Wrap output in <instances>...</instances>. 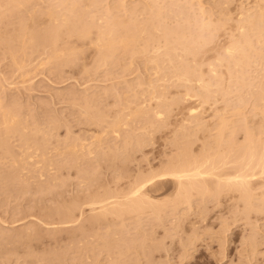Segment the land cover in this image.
Instances as JSON below:
<instances>
[{
	"label": "rangeland",
	"instance_id": "rangeland-1",
	"mask_svg": "<svg viewBox=\"0 0 264 264\" xmlns=\"http://www.w3.org/2000/svg\"><path fill=\"white\" fill-rule=\"evenodd\" d=\"M4 1H5V3H4ZM52 1H53V3H51ZM72 1L75 2L74 0H71V1L65 0L64 2L62 0H56L57 3L55 2V0H43V1L42 0H34V1L31 0V1H29V4H28V1L27 2L24 1V2H26V3H24V5H26V6L25 7L21 6L18 8L16 7L17 10L16 9L10 10V8L12 7L11 5L14 3L8 4L7 3L8 0L1 1L6 6V8L7 9L9 8V9L7 11V9L4 7L2 10L1 9L2 4L0 6V16H1L0 17V22H1L0 23V28H1L0 29V41H1L0 42V78H1L0 84H1V86L0 87L2 88V89L0 88V100H1L0 101V106H1V108H0V121H1L0 122L1 123L0 124V139L1 140L4 139L3 141L0 140V142H1L0 143V146H1L0 147V159H1L0 160V170L3 168L2 169L3 171L1 170L2 173L0 171V239H1L0 240V264H62V262H63V264H132V263L133 264H264V174L263 175L259 174V176H257V177L256 176H253V177L250 176L251 178L249 177V179L251 181V182H249V183H251L250 188L251 189L254 188V191L252 190V192L255 193L256 195L254 194L255 197H253V199L251 198L248 201L245 199H242V197L240 195L241 193H239V191L225 190L224 192L222 191V193H216V192L214 193L213 191H211L212 192L211 194H209L210 191L202 192V193H200V191L199 192L192 191V192H194V193H192V196H191L192 199H190V197H189V199L186 202V200H184V201L179 200L180 198L175 194L177 191L174 190V189H176V188H174L176 183L173 180V177H171V176H168V177L165 176L164 177L161 175L160 176L162 178L159 177V174L162 173V170L165 171L169 167L170 164L168 165V163L171 162L174 159L175 155H177V153L179 154L181 152V150H183V148L186 147L187 145H188L187 148L191 146L190 147L191 149H189V151L190 150L192 151V152L190 151L192 153V155H198L199 156L202 154V152L204 150H205L204 152H206L208 150L211 152V154L214 155L216 153V151L219 150L221 147H222V149H220L219 151L222 152V151H224L223 149H225V150L227 149V151H228L229 146L232 147V146L236 145L235 149H236V147L238 148L240 145L239 142H241L242 143L241 145H243L246 142V140H244V139L247 138V136H248L244 133H247L249 129H250L249 131H252L253 129H255V130H253L254 134H255L256 130L258 132L259 131L258 129H260V131L258 133L256 132L255 136H257V137H255V136L254 137L258 139L259 134H261L260 135L261 139H262V137L264 138V134H262V133H264V126H263L264 125V114L262 115V113H261L264 111V109H263L264 99H260V97L263 96L262 93L264 94V92H263L264 91V83H263L264 82V80H263L264 79V65H263V63H264V44L261 43V45H258L259 44L258 40H255L257 37L256 36H255L256 38L252 37V40L253 41L255 40L254 41L255 43L252 42L253 47L256 48V51H257V48L260 49L261 53L257 52L258 54H256V52L252 51L253 47L251 50L249 49L251 52H253V55L255 57L253 55H251L252 53H250V51L248 50V52L250 54L249 59H252V61L248 60L246 62H249V64L245 63L243 66H240L241 69L243 67L242 70L239 69V67L238 68L234 67L233 64H229L231 62L225 56L226 55L225 49L227 47L226 44H229V41H231V39H233L232 36L230 37L229 35L231 34L234 37L235 36L234 34H236V33L239 34V31H238V29H236L237 27H235V26H237L240 22L237 19L238 15H239L238 12L241 10L244 11L241 7H245V9H247V10H249L250 8L253 9L255 5H257L260 2L264 3V1H260V0H242V1L230 0L229 1L228 0L229 1L228 2L226 0V2H225V0L224 1H222V0H214V1H212V0H199V1L195 0L194 1V0H192V2H190L188 4H187V2H189L190 0H187V2H186V0H181V2H179L180 0H176V2H173V0H171L172 2L170 0H165V1H167V3L162 1V0L158 1V3L156 1V4L154 6V8H155L154 11L157 10L156 9L157 4H160L161 2L163 3V4L161 3V5H162V7H160L161 9L158 8L159 10L162 11V15H161V12L159 10H157L160 12V15H161L160 18H162V19H160L161 24H163L161 26L162 27L164 26L167 30H170L169 32L168 31L167 32L172 33L173 35L170 34L171 35L170 36L168 34V36H167L164 33V35H166L164 37L163 34H161V33H163L162 30H161L162 32L160 31L161 33H157L158 31L154 33V31H153L152 35L155 34L154 38H152V36L150 35L151 38L153 39V42H151L152 39L150 38V36H148L151 40V41L149 40L151 42V44L149 45V50H150L149 54L154 55L155 53H153V52H155V51H153V50H154L156 45L161 48V47H163L165 40H169V38H170L173 41V40H175L176 35L179 36V39H181L180 37L183 38L186 36H188V39H189V37L192 36L191 37L192 41L190 38L187 42L191 41L193 43L195 42V44H198V43L200 44V47H199V45L194 44V48H195V46H198V47H196L198 49L195 48L197 51L194 49H191V51H193V53L195 52L194 53L195 55L193 54V56H191L192 52L190 54V51H189V53L186 52V54H185V52H183L180 49H178L179 51H177V53L173 52L170 49L167 50V49H165V47H163V49H161V50L159 49L160 55L157 59L158 61H155V62H157L158 65H160L159 67L155 63H153V61L152 62L150 61L149 63H147L148 57L143 58V54H140V53H138L139 55L136 54V55H138V57L136 55L132 56V53H131L132 51L130 52V50L129 51H122V52L120 50V51H118L119 55L117 52H115V54L118 55V58L115 59L113 57V60H111V59L110 60H104L99 56L101 54V51H99L98 49H95L96 46L91 44L98 37V31L97 30H99V27H100L99 23L100 22L105 23L102 20L105 21V19H107V17L108 18L111 17L110 16L111 13L109 14V12L112 10H109L108 6L113 7L114 6L113 4L118 0H107L108 1L107 3H106V0H100L102 2L97 0L98 3H95L94 1H93L94 3H92L90 0H87V1L86 0L85 1L79 0V1H77L78 2L77 3L78 5L76 4L77 8H80L79 6H80V1H81L82 2L81 6L85 7L87 10L89 9L88 11L87 10L81 11L80 9H83V7H81L79 10H80V12H83V15L87 16V17L83 16V19L85 18V21H84V24H81V25L85 26V23H86L90 27L92 26V28L94 26L93 29L92 28L89 29L88 26H85L89 30L92 29L90 31L92 34L88 35L87 39L81 40L84 45H82L81 41H77L78 37L75 35H74V37L71 36L70 38H67L68 39L67 40L66 36H65L66 34L64 35L65 39L62 38L63 33L60 34V41L63 39L62 41H64V42L62 43V41H61L58 44H62V46H64L63 44L65 43L66 44L65 47H67V46L73 47L75 49L73 51H75L74 53H76V54L73 57L74 53L70 52L71 54L66 53L65 54L66 56H64V54H62V56H64V57L60 56V59H57V57H52V58H56V60L52 59V58L48 60L49 57L47 58V56H49L50 49L47 50L44 47L46 49V50H44V48H41V47H43V45L42 46L40 45V47H39V45H38V47L36 45V41L38 39L40 41V37H42V34L45 35V32H44L45 25L47 26V24H48V22H46L47 21L46 10L49 11L52 8L54 13H58L56 11L59 10L58 15H60L61 11L63 12L65 10H70L71 7H73L72 4H74V3ZM103 1H105V2H103ZM122 1H124L125 4H127L128 1L129 2L132 1V2L128 3V6H130V7L132 5H134V6L136 4L138 5V3L140 2L139 3L140 5L138 6V8L140 7V9L138 11H139V14L141 13V15H139L138 13L136 16L130 15V16H127L128 18L125 17V20H129L131 22L132 19L133 20L136 19V20L140 21L142 18V23L146 22V21L151 22L150 17H151V13H152L153 9H151V7H150V9H147V8H149L147 5L150 6V4L148 3L150 1L144 0V1H147L146 2L147 8L144 7L145 2H143L142 0H139V2H137L138 0H122ZM177 1H178V3H180V5L177 3ZM215 1H217V2L213 4L212 2H215ZM67 2L70 3L71 7L69 6V3H67ZM83 2H84V4H83ZM85 2H87V3H85ZM88 2H90V3L88 4ZM170 2H171V5H170ZM184 2H185V4H184ZM198 2H202L201 3L202 5H200V3H199V5L202 7L204 6L203 8H206V10L208 8H209V10H211L210 15H209L211 17L209 18V16H207L209 18L207 21L209 22V20L210 21L212 20V22L215 21V22H213V24L214 23L218 24L217 26H215L213 24H210V26H207V27L214 26V27H212V29L211 28L207 29V28L203 27L206 30H210L208 32L205 29L204 30L200 29L201 28L200 26L198 28H196L199 25V23H201L202 21L198 20L199 14H197V13H199V12L196 13L197 10H195V14L193 13V10L195 8L192 9L190 4L196 3L195 5H197L196 6V9H197V7H200L198 5ZM39 3H40V5H39ZM61 3L66 7V9L63 5H61ZM100 3H101V5H99V7H97V5ZM150 3H152V2H150ZM154 3L155 2H153L152 5ZM172 3H174L176 5L175 6H174V4L172 5ZM226 3H228V9H229V10L226 9L228 11L227 13H231L230 15H232V18L230 15H228V14L225 15V13L222 15L220 12L221 6L227 5ZM229 3H230V6H229ZM241 3H243V4H241ZM263 3H260L261 7H262V5H264ZM66 4H67V6H66ZM219 4H221V5H219ZM8 5H10L11 7ZM59 5L61 8L59 7ZM86 5L88 8L86 7ZM111 5H113V6H111ZM159 6L157 5V7H159ZM185 6H187V8ZM179 7H180V10H182L183 8H184L183 10H185V11L186 10H192V13H190L191 11H186V13L188 12V14H185L184 13L185 11H183V13H184L183 16L186 15L185 17H183L182 12L179 10ZM181 7H182V9H181ZM188 7H189V9H188ZM46 8H48V9H46ZM67 8H69V9H67ZM103 8H104V10H103ZM171 8H172V10H171ZM177 8H178L179 12L176 11ZM239 8H241V9L239 10ZM4 9H5V11H4ZM52 9L50 11H52ZM212 9L214 12L212 11ZM77 10L78 9L75 8L74 11L77 12ZM99 10H101V12H99ZM105 10H106V12L109 11L108 14L105 13ZM150 10H151V13H150ZM168 10L172 11V12H169ZM84 11H85V13H87V12L88 13L84 14ZM7 12H9V13H7ZM30 12H31V14H29ZM37 12H38V14H37ZM164 12H167V13H164ZM2 13H4V14H2ZM21 13H23V15ZM64 13H66V14H64L65 16H67V14L69 16L68 11L67 12L65 11ZM100 13H102V14H100ZM173 13H175V15H178L180 13L181 15L179 14V16L177 17ZM213 13H214V15H213ZM42 14H44V16H42ZM103 14H105V15H103ZM142 14H143V16H142ZM170 14H172V15H170ZM219 14H221V16ZM38 15L39 16L41 15V16L39 17ZM167 15H168V17H167ZM190 15H191V18L198 20V23L196 20L193 21V19L190 18ZM7 16H8V18H7ZM60 16H62V14ZM169 16H171L170 17L171 19L169 18ZM222 16H225V17H222ZM226 16H229L230 18H226ZM3 17L7 18V19L5 20ZM62 17H60V18H62ZM70 17H71V14H70ZM88 17L90 18V20ZM98 17H99V19H97ZM130 17H132V19ZM163 17L165 18V20L163 19ZM186 17L189 18V20H187ZM200 17H203V16L200 14ZM200 17H199V19H202ZM207 17L205 16L203 18L207 19ZM1 18H2V20H1ZM86 18H87V20H86ZM211 18H213V19H211ZM92 19H94V21ZM21 20H22V23L20 22ZM175 20L179 21V23H180V24L178 23L179 28H178V25L176 24L177 21H175ZM236 20L239 21L238 24H236L237 23V22H235ZM13 21H15L14 22L15 26H14ZM24 21L27 24H24ZM192 21L194 23H192ZM195 21H196V23H195ZM199 21H201V22H199ZM9 22H11V23H9ZM95 22H99V23H96L97 28L95 27V25H96ZM163 22H165L166 26L168 25L169 27H166L164 25L165 23H163ZM222 22H224L223 24H225V26H223ZM81 23H83V22H81ZM22 24L26 25L27 28L29 25V28L27 29V31L31 32V31L35 30V31H33L34 36H36L38 38L36 40L34 38V40L32 42H29L23 48L24 50L22 49L19 51L18 47H19V45H21V43L18 44L17 43L18 41L16 40V38L19 35H21V33H22V31H21V27H23ZM34 24L36 26L40 25V26H38V28L40 27V29L39 30L36 29L37 27ZM194 24H197V25H194ZM16 25H17V27H16ZM174 25L177 27H175ZM4 26H5V28H3ZM62 26H60L61 28L59 27L61 29V30L59 29L61 32H63L62 30L64 28ZM189 26H190V28H189ZM192 26H194V27H192ZM174 27L176 28V30ZM16 28H20V29H16ZM171 28H173L175 31ZM41 29H43V30L41 31ZM191 29H192V31L194 30L193 31L194 34L196 32L198 33V31H200V30L204 31V32H199V36H198V34L194 35L193 32L191 33ZM195 29L196 30L198 29V31H196ZM179 30H180V32L183 31L182 34L179 33ZM234 30H235V32H233ZM189 31H190V35L188 34V35L184 36ZM211 31H212V33H211ZM35 32H38V33L41 32L40 33L41 36L39 37L40 34H38V33H37L38 36L35 35ZM176 32H178V33H176ZM230 32H232V33H230ZM5 33H8V34L5 35ZM15 33H16V35H15ZM207 33L208 34L211 33V34L207 35ZM158 34H161V36H160L161 40L157 38V37H159ZM156 35H157V37H156ZM180 35H183V36H180ZM178 36H177V38H178ZM197 36L199 39L197 38ZM203 36H205L204 37L205 39L203 38ZM166 37H168V39ZM235 37H237V35ZM89 38H91V39H89ZM201 38H203V39H201ZM10 39H12V40L14 39L16 41L11 43L12 41H10ZM194 39H196V40H194ZM197 39H198V41H197ZM208 40H209V42H208ZM159 41L160 42L162 41V42L159 43ZM33 42L35 43V45L32 44ZM67 42H68V44L69 43L70 44L67 45ZM75 42H78V43L75 44ZM79 42H80V44H79ZM154 42H155V44H153ZM156 42H158V43H156ZM37 43H39V42L37 41ZM88 43L91 44V47H90V44H88ZM205 43H207V44H205ZM8 44H9V46H8ZM15 44L18 46L14 47ZM30 44H32V45L30 46ZM159 44H161V45L159 46ZM151 45H153V46H151ZM225 45H226V47H225ZM77 47L79 48L78 51H76ZM157 48H155V49H157ZM83 49H85V50H83ZM163 50H165V52ZM79 51H80V53H79ZM81 52H82V54H84V55H82L83 57L80 56ZM168 52L174 54V56L171 54V58L173 57V59H175L174 63L172 61H171L172 63L169 62L170 61L169 60L170 58H168L169 55H165ZM15 53H18V54H15ZM178 53H179V55H177ZM67 54L70 55L68 57H69V59L71 58V60H70L71 62H69L68 58H66ZM181 54H184V55H181ZM44 55H46V56H44ZM95 55H97V56H95ZM117 55H115V56L117 57ZM125 55H126V57H125ZM220 55L223 56L224 58H226V59H224L223 57H221L224 59V60L220 59V61L222 62L221 64L219 63V60L217 61V56L219 59ZM18 56H20V57H18ZM144 56H147V55L144 54ZM96 57H98V58H96ZM177 57H178V59H177ZM64 58L67 61L66 60L64 61ZM95 58H96V60H94ZM119 58L122 60H120ZM182 58H183V60H182ZM12 59L14 60V62L11 61ZM21 59H22V61H21ZM74 59H78V60H75V63H74ZM117 59H118V61H117ZM123 59L126 61L128 59V61L126 62ZM131 59H133V60H131ZM62 60L64 63L62 62ZM139 60H140V62H139ZM76 61H77V63H76ZM113 61L116 63H114ZM120 61H122V62H120ZM131 61H133V63H131ZM182 61H184V63H182ZM224 61H225V63H224ZM57 62H59V63H57ZM97 62H99V63H97ZM117 62H119V63H117ZM13 63L14 64L16 63L15 66H12ZM19 63H20V66H18ZM160 63H162V64H160ZM59 64H61V65H59ZM65 64H66V66H65ZM72 64H74V66ZM125 64L128 66H126ZM176 64H178V65H176ZM28 65H30V67ZM70 65H71V67H70ZM96 65L99 69L96 67ZM173 65L175 68L178 66L177 68L179 71H176L177 69H175L173 67ZM22 66H24V67H22ZM113 66H115L117 68H115ZM135 66H137V67H135ZM189 66H191V67H189ZM213 66H216V67H213ZM244 66L246 68H244ZM53 68L55 70H57V72L54 71ZM112 68H114L115 71H113L114 69H112ZM129 68H131V69H129ZM161 68H164V69H161ZM182 68L183 69L186 68L187 69L186 71H188V70L190 71V72L188 71V73L191 76L190 77L191 82H193V80L195 79L193 82L194 85L192 84L193 86L189 85L188 82H184V81H182L183 82V86H182L181 82H180V84L178 83L179 79H177L175 77L173 80L171 79L170 76L173 75V74L171 75L172 71L174 70L175 73L174 72L173 73L175 75L177 72H180V69L183 70ZM212 68H214V69H212ZM194 69H195V71H194ZM196 69H197V72H196ZM210 69H212L214 71H212ZM244 69H245V71H244ZM160 70H162V71L160 72ZM237 70L239 72L241 70V72H242L241 74H243L244 79H241L243 77H241L242 75H240ZM58 71H59V73H58ZM183 71H181V72H183ZM215 71L217 73H215ZM168 72H170V73H168ZM227 72H229V73H227ZM231 72H233V75L231 74ZM194 73H197V75H195ZM214 73H215V75H213ZM244 73H245V75L247 74L246 77H245ZM198 74H200V75H198ZM216 74H217V76L221 75V74H223V75H221L220 77L219 76L217 77ZM234 74H237V75H234ZM229 75L231 77H229ZM173 76H172V78H173ZM197 76H200V80H198L199 77L197 78ZM164 78H167L168 81H167V79H164ZM206 78L208 81H209V79L211 81V78H212V82H210V83L208 82L211 86H209V84H207V86H209L208 87L209 91L207 90V92H206V90L205 91L203 90L204 88L202 89V88H200L201 86H199L204 80L206 82L204 81L203 83H207ZM219 78H221V79H219ZM232 78H234V79H232ZM246 78H248V79H246ZM151 79H152V81H151ZM175 79H177L178 81ZM131 80H133V81L131 82ZM139 80H141L140 83H139ZM169 80H172V81L169 82ZM196 80L199 81V83ZM229 80H232V81H229ZM233 80H234V83H233ZM134 81H135V83H134ZM144 81H146V82L144 83ZM149 81H151V83H152L151 86L148 85V84H150ZM158 81H160V83H157ZM190 81H189V83H191ZM213 81H214V83H213ZM162 82H164V83H162ZM171 82L173 84H171ZM195 82H197L198 84ZM230 82H231V84H230ZM248 82H249V84H252L251 82H253V85L255 87L253 85H250V87H247ZM168 83L171 84L172 86H170ZM184 83H187V84L184 85ZM232 83L235 85H233ZM258 83H260V84H258ZM127 84H130L131 86H129ZM216 84H217V86L219 85V87L215 88L214 86H216ZM222 84H224L225 86H223ZM133 85H135V87ZM153 85L155 88L153 87ZM227 85H229V86H227ZM256 85H258V87ZM260 85L262 86V89H261ZM136 86H138V87H136ZM160 86H161V88H160ZM185 86H188V87H185ZM189 86H190V88H189ZM252 86L254 88H252ZM164 87H166L167 89ZM226 87L228 89H226ZM239 87H241V88H239ZM102 88H104V89H102ZM106 88H108V89H106ZM122 88H123V90H122ZM185 88L187 90H184ZM196 88H197V90H196ZM110 89L112 90V92ZM162 89H163V91H162ZM218 89L221 91L225 89L224 92H222L223 95H222V93L218 95V93H220V91ZM255 89H256V92L254 91ZM73 90H74V92H73ZM113 90H116V91H113ZM130 90H131V92H130ZM159 90H161V91H159ZM191 90H192V92H191ZM210 90L212 93H210ZM226 90H228V91H226ZM229 90H231V92ZM98 91H100V92H98ZM142 91L145 94H143ZM200 91H201V93H199ZM216 91H218V92H216ZM261 91H262V93H261ZM133 92H136V93H133ZM140 92H142V93H140ZM154 92H156V94ZM186 92L191 93V94H189L191 96L190 98H189V95L184 97L185 95H187ZM195 92L197 93V95L200 94V97H199V95L198 96L195 95L196 94ZM226 92H228L229 94H227ZM240 92H242V93H240ZM113 93H115V94H113ZM125 93L127 94V96ZM260 93H261V95H260ZM101 94H102V96H101ZM106 94H108V95H106ZM131 94H132V96H131ZM201 94H203V95L201 96ZM224 94L228 97L226 98V96ZM239 94H241V95H239ZM247 94H249L250 96H248ZM142 95H143V97H142ZM161 95H162V99L160 100L159 98L161 97ZM208 95L210 97L206 98ZM259 95H260V97H257ZM94 96L96 97V100H94L95 99ZM150 96L152 98H150ZM163 96H165V99L163 98ZM74 97H76L77 99ZM135 97H137V99ZM203 97H205V98H203ZM222 97L223 98L225 97L224 101H223ZM149 99H151V100H149ZM164 100H167V101H164ZM205 100H206V102H205ZM241 100H243V101H241ZM100 101H101V103H100ZM236 101H237V103H236ZM254 102H255V104H257L260 107L258 108V106L254 104ZM14 103H15V105H14ZM96 103H98V104H96ZM126 103H128V104H126ZM239 103H241V104H239ZM74 105H76V106H74ZM84 105H85L87 110L84 109L85 108ZM143 105H144V107H143ZM158 105H161V106L159 107ZM169 105H171V106H169ZM240 105H241V107H240ZM2 106H4V107H2ZM80 106L81 107L83 106V107L81 108ZM89 106L92 108L94 107L95 109L93 108V111H92V108L90 109ZM99 107H100V109H99ZM147 107H148V109H147ZM161 107H162V109H160ZM4 108H5V110H4ZM7 108H9V110H7ZM97 108H98V110H97ZM101 108H102V110H101ZM122 108L124 111L122 110ZM191 108H194L193 110H196V111L194 113L190 112ZM237 108H239L238 111H235ZM158 109H160V110H158ZM145 110H148V111H145ZM90 111H91V113H90ZM134 111H136V112L134 113ZM159 111L162 112L161 118H158L156 116V113L154 114V112H159ZM8 112H10V113H8ZM118 112L120 113L119 116H118V114H119ZM131 113H133L132 118L130 116ZM145 113H146V115H144ZM147 113H148V115H147ZM5 114H6V116H5ZM9 114H11V115H9ZM12 114H13V118H12ZM14 114H15V116H14ZM101 115L103 118L98 117ZM115 115H116V117H115ZM126 115H127V117H126ZM113 116L117 120H115V118ZM6 117H9L8 120L14 119L12 121L17 123L16 126H15V124L14 125L12 124V126L10 127L12 130L9 129V127H7L6 124L3 123L4 119ZM138 117H140L141 120ZM221 117L224 118L222 120V122L225 120V118H227L229 120V121L225 120L226 122H228L226 124H228V125L230 124V126L226 125L227 126L226 129L223 128V127H225V123L223 126L222 122L220 120ZM120 118L121 119L124 118L123 121ZM143 118H146L148 120L143 119ZM96 119H97V121H96ZM185 119H186V121H185ZM192 119H193V121H192ZM49 120L51 121V124L49 123L50 122ZM119 120H121V121H119ZM127 120H128V123H127ZM102 121H103V123H102ZM117 121H118V123L120 122V124H122V125L119 124V126H121V127H117L118 126ZM163 121H165V122H163ZM261 121H263V122H261ZM112 122L116 123L117 128L114 127L115 124H113ZM156 122H158V123H156ZM220 122H221V125H220ZM260 123H262L261 124L262 126L260 125ZM21 124L23 126L25 125L27 127H25V126L23 127ZM257 124H259V125H257ZM4 125H6V126H4ZM30 125H32V126H30ZM242 125H244V126H242ZM36 126H37V128H36ZM140 126H141V128L144 126V128L141 129ZM240 126H242V127H240ZM127 127H128V129H127ZM261 127H263V128H261ZM111 128H114L113 129L114 133L112 132ZM179 128L182 130V132H181V130L178 131ZM219 128H220V131L217 130ZM221 128H222V130H221ZM244 128H248L247 132H245L246 130ZM133 129H135V130H133ZM138 129H140V130H138ZM223 129L225 132L223 131ZM234 129H236V130L233 131ZM6 130H7V132H6ZM9 130H11V131H9ZM13 130H16V131L14 132ZM115 130H116V133H115ZM104 131H106V132H104ZM222 131L224 132L223 135H221L222 133L220 134V132H222ZM31 132H33V133L31 134ZM103 132H104V134H103ZM118 132H119V134H118ZM5 133H7V134H5ZM21 133H23V135ZM228 133L231 135L234 134V136L233 135L231 136ZM18 134L21 136H19ZM25 134H26V136H25ZM11 135H12V137H11ZM44 135H46V136H44ZM138 135L143 136V137H137ZM193 135H195V139H194ZM219 135H220V137H219ZM221 136H222V139H223V136H224V138L226 136L225 140H228L230 142L225 141V140H224L225 142H222L223 140L221 139ZM5 137H7V139L9 137V139L7 140ZM131 137L133 140L131 139ZM134 137H135V139H134ZM191 137H192V139H191ZM126 138H128V139H126ZM179 138H181V139H179ZM186 138L189 140H187ZM32 139H34V140H32ZM124 139H125V141H124ZM139 139H140V141H139ZM183 139H184V141H183ZM27 140H29L30 143ZM181 140L183 143H181ZM243 140H244V143H243ZM20 141L22 143H20ZM37 141H39V142H37ZM48 141H50V142H48ZM3 142H4V144H3ZM41 142H42V144H41ZM231 142H234L233 143L234 145H232ZM56 143H58V144H56ZM63 143H65V144H63ZM69 143H72V144L70 145ZM80 143L82 145H80ZM128 143H129V145H128ZM180 143L183 145H181ZM228 143L231 144L232 146L229 145ZM44 144L46 146H44ZM68 144L70 147L72 145L76 146L77 148H79V150L74 152L75 154L72 153L73 151L67 148ZM87 144H90L93 146V147L90 146L92 148L89 147L90 150H93V152H92L93 154L90 153L91 151L87 148V146H89ZM95 144H96V146H94ZM191 144H193V145H191ZM203 144H205V145H203ZM258 144L260 145V143H258ZM138 145H139V147H138ZM62 146H64V147L62 148ZM80 146H85V147H83V150H82V149H80ZM99 146H101V147H99ZM135 146H137V147H135ZM140 146H142V147H140ZM209 146H210V148L213 146V148L215 150L213 148L210 149ZM216 146H217V148H216ZM58 147H60V149H61L60 153H59L60 149L58 151L56 150V148H58ZM125 147H126V149H125ZM134 147H135V149H133ZM37 148L41 151L39 152V150H37ZM85 148H87L90 152ZM232 148H234V147H232ZM65 149L66 150L68 149L67 150L68 152ZM25 150H27V151H25ZM45 150L46 151L48 150L47 151L48 152L47 157H50L52 159L51 160L52 163L49 160L50 158H48L46 161H44L46 166H44L45 168H43V170L40 173V169H42L40 167H43V166H41L42 163L40 166H38L37 161H38V159L40 161V157H42V156H39V154L40 153L43 154L44 153L43 151H45ZM113 150H115L116 152ZM87 151H88V153H87ZM208 151L205 154L208 153L209 155H211L210 152H208ZM219 151H217V153ZM221 152H219V153H221ZM229 152L231 155V151H229ZM232 152L235 153L233 151V149H232ZM9 153H12V155ZM222 153H223L222 155H224V152H222ZM3 154H5V155H3ZM42 154H40V155H42ZM76 154L79 155L78 157L80 159L78 157H75ZM28 155L29 156L33 155L34 159H37V161L31 160V158ZM73 155L75 158L73 157ZM93 155H94V157H93ZM102 155H106V156H102ZM119 155H121V156H119ZM3 156H5V157H3ZM21 156L23 157V159H24V157H26L25 158L26 160H24V161L28 162L29 165L27 163L26 164V165H28V166H26L27 169H26V167H24L25 170L23 169V171H22V169H21L22 172L19 171L20 172L19 173L17 170L18 169L20 170L19 166L21 167V165H22L21 162H24ZM232 156H233V154H232ZM9 157L11 158V160ZM128 157H129V159H127ZM12 158H13V160L17 158L16 159L17 161L20 158L22 160H19L18 162H20V164L16 165V163H13L14 161L12 160ZM76 158L78 161L76 160ZM96 158H99V159L96 160ZM71 159L74 160V162ZM167 159H168V161H167ZM35 161H36V163H35ZM30 162L33 163V166L31 165ZM71 162H73V164L75 166ZM111 162H112V164H111ZM53 163H54V165H53ZM66 163H67V165H66ZM34 164H36V166H34ZM114 164H115V166H114ZM14 165H16V166H14ZM49 165H52L53 169H52V167H49ZM167 165H168V167H167ZM38 167L40 169H38ZM76 167L79 168V170ZM163 168H166V169L164 170ZM49 169H50V171H49ZM57 169H59V170H57ZM80 169H81V171H80ZM86 169H88V170H86ZM44 170L46 173L44 172ZM90 171H92L91 174H90ZM158 171H159V173H157ZM258 171L259 170H257V172ZM17 172H18V174H16ZM31 172L33 174H31ZM7 173H8V175H7ZM39 173L42 175V177L40 176ZM148 173H151V174H148ZM156 173L158 175L156 176V178H154L153 175H155ZM21 174H23V175H21ZM87 174H88V176H87ZM119 175H120V178H119ZM149 175H152V177L154 178V180L152 181L153 183L155 180L156 181L159 180L158 182L155 181L156 185L158 183V184H161L162 187L159 185L156 186L155 183H154L155 186L153 184H151V182H149L151 180H148V177L150 179ZM14 176H15V178H14ZM83 176H85V177H83ZM145 176H146V178H145ZM214 178L215 177L210 178V179H208V181H210L211 179L214 180ZM140 179H142V181H140ZM146 179L148 180V182H146ZM18 180L21 183L18 182ZM23 180L25 183L23 182ZM13 181H14V183H13ZM131 181H133V183L138 181V184L142 183V182L143 183L146 182L147 185H145V186L146 187L148 186V187L147 188L145 187V188L149 191V192L147 191L148 195L151 194V196L149 197L150 201L152 199H154L153 202H155V200H157V201H159V203H161L162 207L160 208L161 205L155 206V207H158V208H156L157 210H155V208L153 206H150V207H152L154 209L150 208L149 206L148 207L146 206L147 208L146 207H145V209L143 208L145 211L142 212V210L129 211L128 209H126L127 207L125 206V208H122V209H125L124 210L125 212L128 211L130 213H125L124 215L121 216V214H123V211L121 213H117V212H113L111 210V212H110V209L112 207H111V205H108L109 208H107V212L109 211L110 216L109 215L101 216L100 213H102V211H103V213L108 214L107 212H105L106 209L104 210L102 208L97 209L100 212L99 215L97 216L98 211L96 210V207H99V205L101 206V204L99 203L98 206H95L97 204L94 205L91 202H89V200L91 199L93 201V198L97 199L96 197H98V196H99L98 198H100V199L102 197L106 198L105 196L108 195L107 197H109V194L111 193L110 197H112V198L109 201H111V200L115 201V199H120L121 201L118 200L120 203H122V201L126 202L127 198L130 197L129 192H131V190L134 188V186L137 185V183L133 185L131 183ZM211 181L209 183H211ZM132 185H133V187H132ZM251 185H252V187H251ZM212 187H213V185H212ZM226 187H228V186H226ZM151 188L152 189L154 188L153 189L154 191H152ZM159 188H160V190L156 191ZM108 189H111V190H108ZM104 190L107 194H105ZM124 192H127V194H125ZM99 193H101V195ZM113 193H114V195H117V197H115L113 195ZM203 193H204V195H206L205 197L203 196ZM207 193L209 195H207ZM228 193H229V195H228ZM97 194H99V195H97ZM215 194H218L219 196L215 195ZM88 196H89V198H88ZM176 197L178 199H176ZM76 198H77V200H76ZM160 199L161 200L164 199V200L161 202ZM233 199H235V200H233ZM69 200H70L71 206H70V203H68ZM190 200H191V202H188ZM76 201H77V203H76ZM85 202L87 205L84 204ZM179 202H180L181 206H180ZM246 202H248V205H246L247 204ZM252 202L254 204H252ZM59 203L60 204L62 203V204L60 205ZM72 203H73V205H72ZM159 203L157 202V204H159ZM257 203L260 206H258ZM91 204L94 205L95 207L93 208V206ZM157 204L155 202V205H157ZM249 204L251 205L250 206L251 209H248ZM66 205H68V206H66ZM165 205H166V209H165ZM172 205H174V206H172ZM252 205L253 206L255 205V206L252 207ZM59 206H61V207H59ZM64 206H65V209H64ZM112 206H114V205H112ZM67 207H68V209H67ZM79 207H81V208H79ZM121 207H123V205ZM260 207H261V209H260ZM70 208H72V209H70ZM159 208L162 209L161 212L159 211L160 210ZM253 208H255V209H253ZM45 209H46V211H45ZM68 210H70V211H68ZM73 210H74V212H72ZM100 210H102V211H100ZM156 211L157 212L159 211L162 215L158 214L159 212L157 213ZM131 212H133V215L131 214ZM52 213L55 215V219H54V215ZM57 213H58L59 217H58ZM69 213H70V215H69ZM103 213H102V215H104ZM115 214L120 215V217H118V215L116 217ZM94 215H96L95 218L93 217ZM68 216L70 217V219ZM73 217H75V219ZM108 217H110V218H108ZM126 217L129 218L130 220L127 219ZM66 218H68V220ZM118 218H120V219H118ZM134 218H136V219H134ZM155 218H156V220H155ZM44 219H45V221H44ZM48 219H49V221H48ZM98 219H99V221H98ZM122 219H123V221H122ZM75 221H77V222H75ZM60 222H62V223H60ZM122 222H124V223H122ZM60 224H62V225H60ZM135 224H136V226H135ZM140 224H142V225H140ZM156 225H158V226H156ZM30 226H31V228H30ZM152 226H154V227H152ZM25 228L26 229L29 228V229H27L28 232ZM32 229H33V231H31ZM74 229H75V231H74ZM100 229L102 231H100ZM50 230H52L53 232L52 231L50 232ZM76 230H77V232H76ZM78 230H79V232H78ZM82 230H84V231H82ZM105 230H106V232H105ZM4 232H6L8 234H6ZM20 232H21V234H20ZM121 232H122V234H120ZM46 233L48 235H46ZM83 233H84V235H83ZM126 233H128V234H126ZM138 233H140V234H138ZM94 235H96V237ZM137 235H138V237H137ZM134 236H135V238H134ZM84 237H86V238H84ZM142 237H144V238H142ZM145 237H147V238H145ZM98 238H100V239H98ZM136 239H137V241H136ZM144 239H147V240L144 241ZM132 240H134V242ZM245 240H247V241H245ZM124 241H126V242H124ZM188 241H189V244H188ZM249 241H250V243H249ZM109 242H111V243H109ZM245 242H246V244H245ZM142 243H143V245H142ZM159 243H161V244H159ZM137 244H138V246L140 244L141 245L138 247ZM157 244H159V245L156 246ZM250 244H252L254 246H251ZM134 246H136V247H134ZM107 247H108V249H107ZM81 248H83V249L81 250ZM144 249H145V251H144ZM151 249H152V251H151ZM66 251H67V253H66ZM63 253H64V255H63ZM148 253H149V255H148ZM83 254H84V256H83ZM51 256H52V258H51ZM55 257H57V258H55ZM64 257H66V258H64ZM136 258H138V259H136ZM60 261H62V262H60Z\"/></svg>",
	"mask_w": 264,
	"mask_h": 264
},
{
	"label": "bare ground",
	"instance_id": "bare-ground-1",
	"mask_svg": "<svg viewBox=\"0 0 264 264\" xmlns=\"http://www.w3.org/2000/svg\"><path fill=\"white\" fill-rule=\"evenodd\" d=\"M1 1H3V0H0V6H1V4H2V10H3V8L5 7L6 8V6L1 2ZM24 1H28V4H29V1H31V0H8V4L9 3H14V4H12L11 6L10 5H8V6H10L11 8H10V10H14V9H16V7L18 8V7H21V6H26V5H24V3H26V2H24ZM34 1V0H33ZM43 1V0H42ZM63 2L65 1V0H62ZM71 1V0H70ZM75 2H73L74 4H72V6L73 7H71L70 6V3L69 2H67V3H69V6L71 7V9L70 10H65L66 9V7L61 3V5H63L64 7H65V11L67 12L68 11V13H69V16H68V14H67V16H65L64 14H66V13H64L65 11H61L60 13L62 14V16H60V15H58V13H59V10L58 11H56V12H58V13H54V11H53V9H52V11H47L46 10V18H47V21L46 22H48V24H47V26L45 25V29H44V32H45V35H43L42 34V37H40L41 36V32L40 33H38V32H35V35H37V33L38 34H40L39 35V37H40V41H39V39L37 40L39 43H37V41H36V45H37V47H38V45H39V47H40V45L42 46L43 45V47H41V48H46L47 50L48 49H50V53H49V56H47V58H48V60L49 59H51L52 57H57V59H60V56H62V54H64V56H66L65 54L66 53H70V52H75V51H73V50H75L73 47H69V46H67V47H65L66 46V44L64 43L63 45L64 46H62V44H58L59 42H61L60 41V34H62L63 35V37L62 38H64L65 39V36H66V39L67 38H70L71 36H73L74 37V35L75 36H77L78 37V39H77V41H81V40H84V39H87V36L88 35H90V34H92L90 31L94 28V26H93V28H92V26L90 27L88 24H86L85 23V26H88V28L90 29V28H92L91 30H89L87 27H85V26H82L81 24H84V21H85V18L83 19V16H85V17H87L86 15H83V12H80V10L82 11V10H87L85 7H83V6H81V1H80V8L81 7H83V9H80V8H77L76 6L78 5L77 3V1H79V0H74ZM83 1H85V0H83ZM87 1V0H86ZM92 3H98L97 2V0H90ZM94 1V2H93ZM98 1H100V0H98ZM143 2H145V8H147L146 7V2L147 1H144V0H142ZM148 1H150V2H155L153 5H152V3H150V2H148L149 4H150V6L149 5H147L149 8H147V9H150V7H151V9H153V11H152V13H151V10H150V13H151V22H148V21H146V22H143L142 23V18H141V22L140 21H138V20H136V19H132V17H130L132 20H131V22L129 21V20H125V17H127V16H130V15H137V13L139 14V9H140V7L138 8V6L140 5L139 3V0L137 1V2H139L138 3V5L136 4L135 6L134 5H132L131 7L130 6H128V3H130V2H132V1H128V3L127 4H125L124 3V1H122V0H118V1H116L113 5H111V6H113V7H110V6H108L109 8V10H112V11H108L109 12V14H110V18H108L107 17V19H105V21L104 20H102L103 22H105V23H102V22H95V24L96 23H99V30H97L98 31V37H97V39L95 40V41H93L91 44H93V45H95L96 47H95V49H98L99 51H101V54L99 55L102 59H104V60H113V57L116 59V58H118V55H119V53H118V51H120L121 50V52L122 51H129L130 50V52L132 53V56H135L136 54H138V53H140V54H143V58L145 57H148L147 59H148V62L147 63H149L150 61L152 62L153 61V63H155L158 67L160 66V65H158L157 64V62H155V61H158L157 59H158V57H159V55H160V50L161 49H163V47H165V49H167V50H172L173 52H175V53H177V51H179L178 49H180V50H182L183 52H185V54H186V52L187 53H189V51H190V54H191V52H192V55L191 56H193V54L195 53H193V51H191V49H194V50H196V49H198V48H196V47H198V46H195V48H194V44H195V42L193 43V42H191L192 41V36L191 37H189V39L191 38V41L190 42H187L189 39H188V36H186V35H190V31L189 32H187V34H185L184 36H186V37H180L181 39H179V36L178 35H176L175 36V40H171L170 38H169V40H165L166 38L168 39V37H166L164 40H165V43L163 44V47H158L157 45L155 46V48H157V49H155L154 48V50L153 51H155V52H153V53H155L154 55L152 54H149L150 53V50H149V45L151 44V42H153V39L152 38H154V35H152L153 33V31H154V33L155 32H157V33H161L162 31H163V33H161V34H163V36L165 37L166 35L168 36V34L170 35V34H172V33H168L170 30H167L164 26L162 27L161 25H163V24H161V22H160V19H162V18H160L161 17V15H162V11L161 10H159L158 8H160V7H162V5H161V3L160 4H157L159 7H157V5H156V9L157 10H159L160 12H161V15H160V12L159 11H157V10H155L154 11V6H155V4H156V1H157V3H158V1H160V0H148ZM162 1H164V2H166L167 3V1H165V0H162ZM171 1V0H170ZM195 1V0H194ZM199 1V0H198ZM212 1H214V0H212ZM222 1H224V0H222ZM228 1V0H227ZM230 1V0H229ZM228 1V2H229ZM240 1H242V0H240ZM260 1H264V0H260ZM259 1V2H260ZM38 2V1H37ZM55 2H56V0H55ZM100 2H102V1H100ZM103 2H105V1H103ZM108 1L106 0V3H107ZM136 2V3H137ZM172 2V1H171ZM171 2H170V5H171ZM173 2H176V0H173ZM179 2H181V0L179 1ZM183 2V1H182ZM186 2H187V0H186ZM190 2H192V0H190L189 2H187V4L188 3H190ZM217 1H215V2H212L213 4L214 3H216ZM225 2H226V0H225ZM258 2V1H257ZM4 3H5V1H4ZM51 3H53V1L51 2ZM50 3V4H51ZM57 3V2H56ZM85 3H87V2H85ZM90 2H88V4H89ZM142 3V2H141ZM177 3H178V1H177ZM199 3H200V5H202L201 3L202 2H198V5H199ZM222 3V2H221ZM260 3H263V2H260ZM260 3H258L257 5H255L254 6V8L253 9H249V10H247V9H245V7H241L244 11H239L241 8H239V15H238V20L240 21H238V20H236L235 22H237L236 24H238V22H239V24L237 25V26H235V27H237L236 29H238V31H239V34L238 33H236V34H234L235 36L237 35V37H233V35H229L230 37L232 36V38L233 39H231V41H229V44H226L227 45V47H226V45H225V47H226V49H225V56H226V58L231 62V63H229V64H233V66L234 67H239V69H241L240 68V66H243L245 63H247V64H249V62H246V61H248V60H250V61H252V59H249L250 58V54H249V52H248V50L250 49H252V47H253V43H255L254 41L255 40H258V45H261V43L262 44H264V5H262V7L260 6ZM60 4V3H59ZM77 4V5H76ZM83 4H84V2H83ZM87 4V5H88ZM111 4V3H110ZM132 4V3H131ZM143 4V3H142ZM163 4V3H162ZM174 3H172V5H173ZM179 5H180V3H178ZM184 4H185V2H184ZM196 4V3H195ZM194 3L193 4H190L191 5V8L193 9V8H195L194 10H193V13L195 14V10H197L196 11V13L197 12H199V13H197V14H199L198 16L200 17V14L203 16V17H207V16H209L210 15V11L211 10H209V8L206 10V8H203L202 6H200V7H197V9H196V6L197 5H195ZM204 4V3H203ZM227 5H222L221 6V14L223 15L224 13H225V15H230L231 13H227L228 11L227 10H229L228 9V3H226ZM241 4H243V3H241ZM264 4V3H263ZM15 7H14V6ZM39 5H40V3H39ZM38 5V6H39ZM87 5H86V7H87ZM99 5H101V3L100 4H98L97 5V7H99ZM127 5V6H126ZM130 5V4H129ZM166 5V4H165ZM169 5V6H170ZM176 4H174V6H175ZM193 5V6H192ZM195 5V6H194ZM219 5H221V4H219ZM7 6V7H8ZM28 6V5H27ZM33 6V5H32ZM51 6V5H50ZM49 6V7H50ZM66 6H67V4H66ZM68 6V7H69ZM103 6V5H102ZM137 6V7H136ZM142 6V5H141ZM153 6V7H152ZM212 6V5H211ZM229 6H230V3H229ZM30 7V6H29ZM46 7V6H45ZM48 7V8H49ZM52 7V6H51ZM59 7H60V5H59ZM91 7V6H90ZM93 7V6H92ZM101 7V6H100ZM105 7V6H104ZM172 7V6H171ZM177 7V6H176ZM186 8H187V6H185ZM220 7V6H219ZM13 8V9H12ZM35 8V7H34ZM48 8H46V9H48ZM61 8V7H60ZM59 8V9H60ZM63 8V7H62ZM75 8L76 9H80L79 11L77 10V12L76 11H74L75 10ZM88 8V7H87ZM94 8V7H93ZM102 8V7H101ZM107 8V7H106ZM144 8V9H145ZM165 8V7H164ZM169 8V7H168ZM185 8V9H186ZM190 8V9H191ZM213 8V7H212ZM7 9V8H6ZM9 9V8H8ZM8 9H7V11H8ZM25 9V8H24ZM67 9H69V8H67ZM95 9V8H94ZM100 9V8H99ZM161 9V8H160ZM181 9H182V7H181ZM184 9V8H183ZM180 10V7H179V10L182 12V16H183V14L185 13V14H188V12L186 13V11H191L190 13H192V10ZM188 9H189V7H188ZM211 9V8H210ZM227 9V10H226ZM17 10V9H16ZM29 10V9H28ZM27 10V11H28ZM62 10V9H61ZM89 10V9H88ZM87 10V11H88ZM98 10V9H97ZM103 10H104V8H103ZM115 10V11H114ZM143 10V9H142ZM146 10V9H145ZM171 10H172V8H171ZM179 10H178V8H177V12H179ZM209 10V11H208ZM246 10V11H245ZM4 11H5V9H4ZM19 11V10H18ZM25 11V10H24ZM39 11V10H38ZM70 11V12H69ZM85 11H84V14H87V13H85ZM149 11V10H148ZM169 11V10H168ZM175 11V10H174ZM183 11H185L184 13H183ZM212 11H213V9H212ZM22 12V11H21ZM91 12V11H90ZM99 12H101V10H99ZM108 12H106V10H105V13H107L108 14ZM169 12H172V11H169ZM214 12V11H213ZM231 12V11H230ZM7 13H9V12H7ZM12 13V12H11ZM14 13V12H13ZM16 13V12H15ZM25 13V12H24ZM36 13V12H35ZM93 13V12H92ZM146 13V12H145ZM164 13H167V12H164ZM2 14H4V13H2ZM1 14V15H2ZM18 14V13H17ZM22 15H23V13H21ZM29 14H31V12L29 13ZM37 14H38V12H37ZM70 14H71V17H70ZM91 14V13H90ZM100 14H102V13H100ZM174 15H175V13H173ZM177 14V13H176ZM180 14V13H179ZM179 14L178 15H175V16H179ZM218 14V13H217ZM221 14H219L220 16H221ZM10 15V14H9ZM15 15V14H14ZM36 15V14H35ZM92 15V14H91ZM90 15V16H91ZM98 15V14H97ZM103 15H105V14H103ZM139 15H141V13L139 14ZM164 15V14H163ZM170 15H172V14H170ZM173 15V16H174ZM181 15V14H180ZM193 15V14H192ZM213 15H214V13H213ZM212 15V16H213ZM3 16V15H2ZM39 16V15H38ZM41 16V15H40ZM39 16V17H40ZM42 16H44V14H42ZM102 16V15H101ZM100 16V17H101ZM107 16V15H106ZM105 16V17H106ZM142 16H143V14H142ZM148 16V15H147ZM186 15H184L183 17H185ZM218 16V15H217ZM231 16V18H232V15H230ZM1 17V16H0ZM5 17V16H4ZM3 17V18H4ZM14 17V16H13ZM26 17V16H25ZM60 17H62V18H60ZM167 17H168V15H167ZM171 16H169V18H170ZM193 17V16H192ZM199 17H198V20H201V21H199V22H201V23H199V25L196 27V28H198L199 26L201 27L200 29H202V30H204L205 28H211L212 29V27H214V26H212V27H207V26H210V24H213V22H215V21H213L212 22V20L210 21L209 20V22L207 21L211 16H209V18L207 17V19L205 20L203 17H200V18H202V19H199ZM222 17H225V16H222ZM7 18H8V16H7ZM7 18H4L5 20L7 19ZM12 18V17H11ZM10 18V19H11ZM89 18V17H88ZM93 18V17H92ZM128 18V17H127ZM147 18V17H146ZM174 18V17H173ZM181 18V17H180ZM187 18V17H186ZM190 18H191V15H190ZM195 18V17H194ZM226 18H230L229 16H226ZM19 19V18H18ZM29 19V18H28ZM42 19V18H41ZM97 19H99V17L97 18ZM163 19L165 20V18L163 17ZM171 19V18H170ZM191 19H193V18H191ZM211 19H213V18H211ZM223 19V18H222ZM1 20H2V18H1ZM33 20V19H32ZM39 20V19H38ZM43 20V19H42ZM41 20V21H42ZM46 20V19H45ZM86 20H87V18H86ZM89 20H90V18H89ZM93 21H94V19H92ZM148 20V19H147ZM169 20V19H168ZM187 20H189V18H187ZM194 20H196V19H193V21ZM198 20H196L197 21V23H198ZM17 21V20H16ZM40 21V20H39ZM99 21V20H98ZM144 21V20H143ZM163 21V20H162ZM167 21V20H166ZM165 21V22H166ZM175 21H177V20H175ZM192 21V23H194ZM196 21H195V23H196ZM207 21V22H206ZM226 21V20H225ZM15 21H13V23H14ZM21 23H22V20L20 21ZM32 22V21H31ZM81 22H83V23H81ZM90 22V21H89ZM165 22H163V23H165ZM187 22V21H186ZM227 22V21H226ZM1 23V22H0ZM3 23V22H2ZM9 23H11V22H9ZM12 23V24H13ZM20 23V24H21ZM37 23V22H36ZM35 23V24H36ZM88 23V22H87ZM91 23V22H90ZM93 23V22H92ZM102 23V24H101ZM169 23V22H168ZM178 23H179V21H177V25H178ZM185 23V22H184ZM224 22H222V24H223ZM18 24V23H17ZM24 24H27L25 21H24ZM24 24H22V26L23 27H21V31H22V33H21V35H19L17 38H16V40L18 41L17 43L19 44V43H21V45H19V47H18V49H19V51L20 50H22L29 42H32L33 40H34V38H35V40L38 38V37H36V36H34V32L33 31H35V30H33V31H27V29L29 28V25H28V28H27V26L26 25H24ZM34 24V25H35ZM43 24V23H42ZM94 24V25H95ZM101 24V25H100ZM180 24V23H179ZM187 24V23H186ZM191 24V23H190ZM201 24V25H200ZM10 25V24H9ZM62 26V27H64L63 28V32H61L60 30V26ZM80 25V26H79ZM165 26H166V23L164 24ZM194 25H197V24H194ZM213 25H215V26H217L218 24H216V23H214ZM221 25V24H220ZM6 26V25H5ZM5 26L3 27V28H5ZM14 26H15V23H14ZM36 26V25H35ZM38 26H40V25H38ZM38 26H36L37 28L36 29H40V27L38 28ZM43 26V25H42ZM97 26V24L95 25V27ZM175 26V25H174ZM223 26H225V24H223ZM2 27V26H1ZM16 27H17V25H16ZM31 27V26H30ZM60 27V28H59ZM85 27V28H84ZM166 27H169L168 25L166 26ZM175 27H177V26H175ZM174 27V28H175ZM182 27V26H181ZM192 27H194V26H192ZM203 27H205V28H203ZM219 27V26H218ZM10 28V27H9ZM97 28V27H96ZM178 28H179V25H178ZM189 28H190V26H189ZM216 28V27H215ZM222 28V27H221ZM1 29V28H0ZM14 29V28H13ZM16 29H20V28H16ZM34 29V28H33ZM60 29V30H59ZM171 29H173V28H171ZM199 29V30H200ZM218 29V28H217ZM235 29V30H236ZM37 30V31H38ZM43 29H41V31H42ZM65 30V31H64ZM95 30V29H94ZM162 30V31H161ZM174 30V29H173ZM175 30H176V28H175ZM174 30V31H175ZM178 30V29H177ZM181 30V29H180ZM180 30H179V33H181L182 34V32L183 31H181L180 32ZM185 30V29H184ZM189 30V29H188ZM196 30V29H195ZM206 30V29H205ZM235 30L233 31V32H235ZM13 31V30H12ZM20 31V32H21ZM161 31V32H160ZM168 31V32H167ZM194 31V30H193ZM192 31V29H191V33L193 32ZM196 31H198V29L196 30ZM207 32L208 31H210V30H206ZM215 31V30H214ZM217 31V30H216ZM219 31V30H218ZM19 32V31H18ZM33 32V33H32ZM199 32H204V31H198V33L196 32L195 34L197 35L198 34V36H199ZM10 33V32H9ZM12 33V32H11ZM164 33L166 34V35H164ZM176 33H178V32H176ZM211 33H212V31H211ZM211 33H209V34H211ZM230 33H232V32H230ZM8 33H5V35H7ZM66 34V35H65ZM95 34V33H94ZM161 34H158L159 35V37H157V35H156V37L158 38V39H160V36H161ZM193 34H194V32H193ZM192 34V35H193ZM194 34V35H195ZM202 34V33H201ZM208 33H207V35H209ZM4 35V36H5ZM15 35H16V33H15ZM65 35V36H64ZM97 35V34H96ZM152 36V38H151V36ZM173 35V34H172ZM204 35V34H203ZM206 35V36H207ZM254 35V36H253ZM13 36V35H12ZM38 36V35H37ZM148 36H150V38L152 39V41L150 40V38L148 37ZM171 36V35H170ZM177 36H178V38H177ZM180 36H183V35H180ZM198 36H197V38H198ZM202 36V35H201ZM200 36V37H201ZM257 38H256V37ZM7 37V36H6ZM96 37V36H95ZM163 37V38H164ZM194 37V36H193ZM205 36H203V38H204ZM208 37V36H207ZM206 37V38H207ZM252 37H254V38H256L254 41L252 40ZM74 38V39H75ZM149 38V39H148ZM195 38V37H194ZM203 38H201V39H203ZM210 38V37H209ZM7 39V38H6ZM9 39V38H8ZM89 39H91V38H89ZM180 41H179V40ZM199 39V38H198ZM198 39H197V41H198ZM205 39V38H204ZM208 39V38H207ZM4 40V39H3ZM14 40V39H13ZM12 39H10V41H12L11 43H13V42H15L16 40H14L13 41ZM68 40V39H67ZM151 42H150V41ZM157 40V39H156ZM161 40V39H160ZM194 40H196V39H194ZM75 41V40H74ZM73 41V42H74ZM87 41V40H86ZM1 42V41H0ZM35 42V41H34ZM32 43V44H34L35 45V43ZM64 41H62V43H63ZM150 42V43H149ZM162 42V41H161ZM160 41H159V43H161ZM164 42V41H163ZM201 42V41H200ZM208 42H209V40H208ZM207 42V43H208ZM253 42V43H252ZM257 42V41H256ZM3 43V42H2ZM10 43V44H11ZM76 43H78V42H75V44ZM81 43H82V41H81ZM85 43V42H84ZM90 43H88V44H90ZM156 43H158V42H156ZM204 43V42H203ZM207 43H205V44H207ZM32 44H30V46L32 45ZM70 44V43H69ZM68 44V42H67V45H69ZM74 44V45H75ZM79 44H80V42H79ZM91 44H90V47H91ZM153 44H155V42L153 43ZM73 45V46H74ZM82 45H84L83 43H82ZM161 44H159V46H160ZM195 45H199V47H200V44L198 43V44H195ZM8 46H9V44H8ZM16 46H18V45H16L15 44V46L14 47H16ZM77 46V45H76ZM87 46V45H86ZM151 46H153V45H151ZM255 46V45H254ZM75 47V46H74ZM80 47V46H79ZM84 47V46H83ZM89 47V46H88ZM32 48V47H31ZM44 48V50H46ZM94 48V47H93ZM28 49V48H27ZM78 47H77V50L76 51H78ZM94 49V50H95ZM153 49V48H152ZM151 49V50H152ZM160 49V50H159ZM255 49V50H254ZM12 50V49H11ZM14 50V49H13ZM17 50V49H16ZM24 50V49H23ZM83 50H85V49H83ZM249 50V51H250ZM259 50V51H258ZM18 51V50H17ZM164 52H165V50H163ZM197 51V50H196ZM252 51H254V52H256V54H258V53H261L260 51V49H258L257 48V51H256V48L255 47H253V49H252ZM14 52V51H13ZM43 52V51H42ZM84 52V51H83ZM97 52V51H96ZM115 52H117L118 53V55L117 54H115ZM152 52V51H151ZM258 52V53H257ZM10 53V52H9ZM47 53V52H46ZM45 53V54H46ZM79 53H80V51H79ZM99 53V52H98ZM125 53V52H124ZM128 53V52H127ZM220 53V52H219ZM250 53H252L251 55H253V52H251L250 51ZM15 54H18V53H15ZM23 54V53H22ZM37 54V53H36ZM48 54V53H47ZM71 54V53H70ZM76 53H74L73 54V57H74V55H75ZM78 54V53H77ZM117 55V57L115 56V55ZM144 54H146L147 56H144ZM171 54L172 53H170V52H168V53H166L165 55H169L168 56V58H170L169 60V62H173L174 63V60L175 59H173V57L171 58ZM255 54V53H254ZM34 55V54H33ZM40 55V54H39ZM42 55V54H41ZM82 55H84V54H82V52H81V55L80 56H82ZM122 55V54H121ZM124 55V54H123ZM130 55V54H129ZM139 55V54H138ZM138 55H136L137 57H138ZM149 55V56H148ZM173 56H174V54H172ZM177 55H179V53L177 54ZM181 55H184V54H181ZM180 55V56H181ZM195 55V54H194ZM260 55V54H259ZM15 56V55H14ZM24 56V55H23ZM44 56H46V55H44ZM64 56H62V57H64ZM68 56H70L69 54H67V57L66 58H68V60H69V62H71L70 60H71V58L69 59V57ZM95 56H97V55H95ZM131 56V55H130ZM131 56V57H132ZM142 56V55H141ZM140 56V57H141ZM190 56V55H189ZM254 56V55H253ZM252 56V57H253ZM12 57V56H11ZM10 57V58H11ZM18 57H20V56H18ZM17 57V58H18ZM30 57V56H29ZM59 57V58H58ZM83 57V56H82ZM124 57V56H123ZM122 57V58H123ZM125 57H126V55H125ZM139 57V58H140ZM179 57V56H178ZM178 57H177V59H178ZM188 57V56H187ZM220 58L218 59V56H217V61L219 60V63L221 64L222 62L220 61V59H222V60H224V59H226V58H224L223 56H219ZM221 57H223V58H221ZM255 57V56H254ZM15 58V57H14ZM13 58V59H14ZM25 58V57H24ZM46 58V59H47ZM80 58V57H79ZM96 58H98V57H96ZM96 58L94 59V60H96ZM128 58V57H127ZM134 58V57H133ZM136 58V57H135ZM180 58V57H179ZM11 60V61H13L14 62V60ZM43 59V58H42ZM52 59H55L56 60V58H52ZM62 59V58H61ZM114 59V60H115ZM120 59V58H119ZM130 59V58H129ZM164 59V58H163ZM162 59V60H163ZM173 59V60H172ZM66 59L64 58V61H65ZM75 60H78V59H74V63H75ZM81 60V59H80ZM120 60H122V59H120ZM124 60V59H123ZM131 60H133V59H131ZM182 60H183V58H182ZM20 61V60H19ZM21 61H22V59H21ZM32 61V60H31ZM46 61V60H45ZM67 61V60H66ZM73 61V60H72ZM98 61V60H97ZM117 61H118V59H117ZM124 61H126V60H124ZM127 61H128V59H127ZM126 61V62H127ZM136 61V60H135ZM164 61V60H163ZM162 61V62H163ZM186 61V60H185ZM228 61V62H229ZM24 62V61H23ZM62 62H63V60H62ZM79 62V61H78ZM96 62V61H95ZM94 62V63H95ZM100 62V61H99ZM99 62H97V63H99ZM114 62V61H113ZM120 62H122V61H120ZM130 62V61H129ZM139 62H140V60H139ZM171 62V63H172ZM11 63V62H10ZM32 63V62H31ZM45 63V62H44ZM55 63V62H54ZM57 63H59V62H57ZM64 63V62H63ZM68 63V62H67ZM76 63H77V61H76ZM104 63V62H103ZM114 63H116V62H114ZM117 63H119V62H117ZM125 63V62H124ZM131 63H133V61H131ZM137 63V62H136ZM142 63V62H141ZM164 63V62H163ZM170 63V64H171ZM182 63H184V61H182ZM186 63V62H185ZM224 63H225V61H224ZM16 64V63H15ZM15 64L13 63V65L12 66H15ZM18 64V63H17ZM33 64V63H32ZM69 64V63H68ZM71 64V63H70ZM113 64V63H112ZM129 64V63H128ZM160 64H162V63H160ZM165 64V63H164ZM227 64V63H226ZM228 64V65H229ZM252 64V63H251ZM25 65V64H24ZM39 65V64H38ZM42 65V64H41ZM40 65V66H41ZM50 65V64H49ZM59 65H61V64H59ZM73 66H74V64H72ZM76 65V64H75ZM94 65V64H93ZM98 65V64H97ZM97 65H96V67H97ZM120 65V64H119ZM126 65V64H125ZM131 65V64H130ZM129 65V66H130ZM149 65V64H148ZM154 65V64H153ZM169 65V64H168ZM175 65V64H174ZM174 65H173V67H174ZM176 65H178V64H176ZM181 65V64H180ZM186 65V64H185ZM197 65V64H196ZM195 65V66H196ZM211 65V64H210ZM213 65V64H212ZM215 65V64H214ZM224 65V64H223ZM263 65H264V63H263ZM18 66H20V63H19V65ZM29 67H30V65H28ZM48 66V65H47ZM63 66V65H62ZM65 66H66V64H65ZM99 66V65H98ZM105 66V65H104ZM118 66V65H117ZM126 66H128V65H126ZM152 66V65H151ZM183 66V65H182ZM227 66V65H226ZM250 66V65H249ZM10 67V66H9ZM22 67H24V66H22ZM37 67V66H36ZM35 67V68H36ZM52 67V66H51ZM57 67V66H56ZM70 67H71V65H70ZM85 67V66H84ZM112 67V66H111ZM113 67H115V66H113ZM135 67H137V66H135ZM140 67V66H139ZM147 67V66H146ZM145 67V68H146ZM163 67V66H162ZM165 67V66H164ZM178 67V66H177ZM175 68V69H177L176 71H179L178 70V68ZM189 67H191V66H189ZM188 67V68H189ZM213 67H216V66H213ZM229 67V66H228ZM21 68V67H20ZM59 68V67H58ZM98 68V67H97ZM115 68H117V67H115ZM133 68V67H132ZM166 68V67H165ZM169 68V67H168ZM211 68V67H210ZM230 68V67H229ZM228 68V69H229ZM236 68V69H237ZM244 68H246L245 66H244ZM248 68V67H247ZM19 69V68H18ZM30 69V68H29ZM54 69V68H53ZM64 69V68H63ZM93 69V68H92ZM99 69V68H98ZM112 69H114V68H112ZM129 69H131V68H129ZM139 69V68H138ZM150 69V68H149ZM161 69H164V68H161ZM183 69V68H182ZM190 69V68H189ZM212 69H214V68H212ZM212 69H210V70H212ZM216 69V68H215ZM233 69V68H232ZM235 69V68H234ZM242 69H243V67H242ZM241 69V70H242ZM34 70V69H33ZM145 70V69H144ZM184 70V71H183ZM183 70H181L180 69V72H177L175 75H174V70L172 71V73H171V75L173 76V78H172V76H170L171 77V79L173 80L174 79V77L175 78H177V79H179V81L177 80V79H175V80H177L178 81V83L180 84V82L182 83L181 85L183 86V82L182 81H184V82H188V84L189 85H194V80H193V82H191L190 80H191V76L189 75V73H188V71H186L187 69L185 68V69H183ZM241 70H240V72H239V74L240 75H242L241 77H243V78H241V79H244V76H243V74H241L242 72H241ZM17 71V70H16ZM21 71V70H20ZM54 71H56L57 72V70H55L54 69ZM113 71H115V69L113 70ZM126 71V70H125ZM129 71V70H128ZM162 70H160V72H161ZM181 71H183V72H181ZM194 71H195V69H194ZM193 71V72H194ZM212 71H214V70H212ZM217 71V70H216ZM215 71V73H217ZM244 71H245V69H244ZM25 72V71H24ZM62 72V71H61ZM159 72V71H158ZM174 72V73H173ZM190 72V71H189ZM196 72H197V69H196ZM210 72V71H209ZM237 72V73H238ZM22 73V72H21ZM58 73H59V71H58ZM141 73V72H140ZM157 73V72H156ZM168 73H170V72H168ZM213 73V72H212ZM215 73L213 74V75H215ZM227 73H229V72H227ZM111 74V73H110ZM159 74V73H158ZM191 74V73H190ZM195 75H197V73H194ZM219 74V73H218ZM231 74L233 75V72H231ZM154 75V74H153ZM156 75V74H155ZM198 75H200V74H198ZM202 75V74H201ZM221 75H223V74H221ZM221 75H218L219 77L221 76ZM234 75H237V74H234ZM239 75V76H240ZM244 75H245V73H244ZM247 75V74H246ZM246 75H245V77H246ZM2 76V75H1ZM209 76V75H208ZM207 76V77H208ZM216 76H217V74H216ZM217 76V77H218ZM141 77V76H140ZM196 77V76H195ZM194 77V78H195ZM199 77V79L198 80H200V76H197V78ZM202 77V76H201ZM223 77V76H222ZM221 77V78H222ZM229 77H231L230 75H229ZM259 77V76H258ZM142 78V77H141ZM152 78V77H151ZM216 78V77H215ZM221 78H219V79H221ZM226 78V77H225ZM239 78V77H238ZM1 79V78H0ZM164 79H167V78H164ZM217 79V78H216ZM228 79V78H227ZM231 79V78H230ZM232 79H234V78H232ZM236 79V78H235ZM246 79H248V78H246ZM138 80V79H137ZM162 80V79H161ZM172 80H169V82L170 81H172ZM206 80H207V78H206ZM214 80V79H213ZM223 80V79H222ZM240 80V79H239ZM264 80V79H263ZM262 80V81H263ZM8 81V80H7ZM126 81V80H125ZM133 80H131V82H132ZM151 81H152V79H151ZM151 81H149L150 82V84H148V85H150L151 86ZM163 81V80H162ZM167 81H168V79H167ZM189 81L191 82V83H189ZM197 81V80H196ZM203 81V80H202ZM205 81V80H204ZM203 81V82H204ZM218 81V80H217ZM225 81V80H224ZM223 81V82H224ZM229 81H232V80H229ZM5 82V81H4ZM141 82V80H139V83ZM146 81H144V83H145ZM156 82V81H155ZM174 82V81H173ZM198 83H199V81H197ZM197 82H195V83H197ZM201 83L199 86H201L200 88H204L203 90L205 91L206 90V92H207V90L209 89L208 87L209 86H211L209 83L210 82H212V78H211V81H210V79H209V81L207 80V83ZM206 82V81H205ZM209 82V83H208ZM216 82V81H215ZM239 82V81H238ZM237 82V83H238ZM134 83H135V81H134ZM138 83V82H137ZM157 83H160V81H158ZM162 83H164V82H162ZM161 83V84H162ZM197 83V84H198ZM213 83H214V81H213ZM221 83V82H220ZM233 83H234V80H233ZM232 83V84H233ZM242 83V82H241ZM252 84H249V82H248V85H247V87H250V85H253V82H251ZM264 83V82H263ZM132 84V83H131ZM155 84V83H154ZM169 84V83H168ZM171 84H173L172 82H171ZM171 84H169L170 86H172ZM185 84H187V83H184V85ZM206 84V85H205ZM207 84H209V86H207ZM230 84H231V82H230ZM258 84H260V83H258ZM127 85H129V86H131L130 84H127ZM137 85V84H136ZM140 85V84H139ZM138 85V86H139ZM145 85V84H144ZM156 85V84H155ZM165 85V84H164ZM178 85V84H177ZM192 85V86H193ZM215 85V84H214ZM223 86H225L224 84H222ZM221 85V86H222ZM233 85H235V84H233ZM238 85V84H237ZM0 86H1V84H0ZM121 86V85H120ZM134 87H135V85H133ZM138 86H136V87H138ZM167 86V85H166ZM176 86V85H175ZM181 86V87H182ZM198 86V85H197ZM196 86V87H197ZM227 86H229V85H227ZM240 86V85H239ZM254 86V85H253ZM252 86V88H254ZM257 87H258V85H256ZM143 87V86H142ZM147 87V86H146ZM153 87H154V85H153ZM152 87V88H153ZM159 87V86H158ZM157 87V88H158ZM178 87V86H177ZM185 87H188V86H185ZM213 87V86H212ZM215 88L216 87H219V85L217 86V84H216V86H214ZM234 87V86H233ZM260 87H261V89H262V86L260 85ZM1 88V87H0ZM119 88V87H118ZM155 88V87H154ZM160 88H161V86H160ZM164 88H166V87H164ZM169 88V87H168ZM183 88V87H182ZM189 88H190V86H189ZM239 88H241V87H239ZM251 88V89H252ZM2 89V88H1ZM102 89H104V88H102ZM106 89H108V88H106ZM114 89V88H113ZM131 89V88H130ZM133 89V88H132ZM139 89V88H138ZM149 89V88H148ZM147 89V90H148ZM167 89V88H166ZM192 89V88H191ZM211 89V88H210ZM221 89V88H220ZM226 89H228L227 87H226ZM232 89V88H231ZM249 89V88H248ZM257 89V88H256ZM256 89L254 90L255 92H256ZM259 89V88H258ZM111 90V89H110ZM109 90V91H110ZM122 90H123V88H122ZM136 90V89H135ZM146 90V91H147ZM184 90H187L186 88L184 89ZM196 90H197V88H196ZM195 90V91H196ZM200 90V89H199ZM212 90V89H211ZM211 90H210V93H212L211 92ZM217 90V89H216ZM219 90V89H218ZM225 90V89H224ZM224 90H219L220 91V93H218V95L219 94H221L222 92H224ZM71 91V90H70ZM103 91V90H102ZM113 91H116V90H113ZM154 91V90H153ZM159 91H161V90H159ZM162 91H163V89H162ZM166 91V90H165ZM209 91V90H208ZM226 91H228V90H226ZM230 92H231V90H229ZM247 91V90H246ZM253 91V90H252ZM253 91V92H254ZM73 92H74V90H73ZM98 92H100V91H98ZM104 92V91H103ZM108 92V91H107ZM111 92H112V90H111ZM130 92H131V90H130ZM138 92V91H137ZM143 92V91H142ZM142 92H140V93H142ZM189 92V91H188ZM191 92H192V90H191ZM194 92V91H193ZM216 92H218V91H216ZM260 92V91H259ZM264 92V91H263ZM105 93V92H104ZM116 93V92H115ZM115 93H113V94H115ZM129 93V92H128ZM133 93H136V92H133ZM139 93V94H140ZM155 94H156V92H154ZM159 93V92H158ZM187 93V92H186ZM196 93V92H195ZM199 93H201V91L199 92ZM205 93V92H204ZM209 93V92H208ZM209 93V94H210ZM215 93V92H214ZM227 94H229L228 92H226ZM240 93H242V92H240ZM247 93V92H246ZM252 93V92H251ZM261 93H262V91H261ZM261 93H260V95H261ZM82 94V93H81ZM84 94V93H83ZM97 94V93H96ZM110 94V93H109ZM124 94V93H123ZM126 94V93H125ZM143 94H145L144 92H143ZM149 94V93H148ZM153 94V93H152ZM154 94V95H155ZM189 94H191V93H187V95H185L184 97H186V96H188ZM217 94V93H216ZM215 94V95H216ZM245 94V93H244ZM254 94V93H253ZM75 95V94H74ZM80 95V94H79ZM91 95V94H90ZM100 95V94H99ZM105 95V94H104ZM106 95H108V94H106ZM111 95V94H110ZM119 95V94H118ZM183 95V94H182ZM195 95H197V93L195 94ZM199 95V97H200V94H198ZM197 95V96H198ZM203 94H201V96H202ZM205 95V94H204ZM222 95H223V93H222ZM225 95V94H224ZM239 95H241V94H239ZM248 96H250L249 94H247ZM246 95V96H247ZM252 95V94H251ZM260 95L259 96H257V97H260ZM262 95L264 96V94L262 93ZM101 96H102V94H101ZM126 96H127V94H126ZM131 96H132V94H131ZM130 96V97H131ZM134 96V95H133ZM140 96V95H139ZM153 96V95H152ZM160 96V95H159ZM194 96V95H193ZM192 96V97H193ZM212 96V95H211ZM226 96V95H225ZM247 96V97H248ZM256 96V95H255ZM260 97V99H264V97ZM95 97V96H94ZM118 97V96H117ZM142 97H143V95H142ZM141 97V98H142ZM183 97V96H182ZM191 96L189 95V98H190ZM195 97V96H194ZM208 97H210L209 95L206 97V98H208ZM228 96H226V98H227ZM256 97V98H257ZM74 98H76V97H74ZM89 98V97H88ZM98 98V97H97ZM102 98V97H101ZM124 98V97H123ZM136 99H137V97H135ZM150 98H152L151 96H150ZM154 98V97H153ZM163 98L165 99V96H163ZM203 98H205V97H203ZM77 99V98H76ZM91 99V98H90ZM130 99V98H129ZM157 99V98H156ZM160 100L162 99V95H161V97L159 98ZM202 99V98H201ZM222 99H223V101L225 100V97L223 98L222 97ZM254 99V98H253ZM80 100V99H79ZM92 100V99H91ZM94 100H96V97H95V99ZM99 100V99H98ZM101 100V99H100ZM124 100V99H123ZM149 100H151V99H149ZM1 101V100H0ZM74 101V100H73ZM77 101V100H76ZM93 101V100H92ZM103 101V100H102ZM157 101V100H156ZM164 101H167V100H164ZM163 101V102H164ZM203 101V100H202ZM241 101H243V100H241ZM262 101V100H261ZM260 101V102H261ZM75 102V101H74ZM83 102V101H82ZM86 102V101H85ZM84 102V103H85ZM127 102V101H126ZM162 102V101H161ZM205 102H206V100H205ZM226 102V101H225ZM258 102V101H257ZM259 102V103H260ZM263 102V101H262ZM261 102V103H262ZM4 103V102H3ZM12 103V102H11ZM100 103H101V101H100ZM122 103V102H121ZM130 103V102H129ZM236 103H237V101H236ZM243 103V102H242ZM264 103V102H263ZM75 104V103H74ZM96 104H98V103H96ZM103 104V103H102ZM126 104H128V103H126ZM138 104V103H137ZM159 104V103H158ZM239 104H241V103H239ZM254 104H255V102H254ZM14 105H15V103H14ZM17 105V104H16ZM82 105V104H81ZM86 105V104H85ZM85 105H84V107H85ZM117 105V104H116ZM121 105V104H120ZM119 105V106H120ZM163 105V104H162ZM172 105V104H171ZM171 105H169V106H171ZM255 105H257V104H255ZM262 105V104H261ZM19 106V105H18ZM74 106H76V105H74ZM78 106V105H77ZM96 106V105H95ZM105 106V105H104ZM138 106V105H137ZM159 107L161 106V105H158ZM166 106V105H165ZM168 106V105H167ZM254 106V105H253ZM258 106V105H257ZM2 107H4V106H2ZM14 107V106H13ZM12 107V108H13ZM81 107V106H80ZM83 107V106H82ZM81 107V108H82ZM90 107V106H89ZM102 107V106H101ZM143 107H144V105H143ZM157 107V106H156ZM237 107V106H236ZM239 107V106H238ZM240 107H241V105H240ZM239 107V108H240ZM256 107V106H255ZM260 106H258V108H259ZM0 108H1V106H0ZM16 108V107H15ZM20 108V107H19ZM88 108V107H87ZM92 107H90V109H91ZM94 108V107H93ZM93 108H92V111H93ZM142 108V107H141ZM140 108V109H141ZM158 108V107H157ZM167 108V107H166ZM239 108H237L235 111H238V109ZM14 109V108H13ZM21 109V108H20ZM19 109V110H20ZM52 109V108H51ZM84 109H86V107L84 108ZM95 109V108H94ZM99 109H100V107H99ZM139 109V110H140ZM147 109H148V107H147ZM160 109H162V107L160 108ZM160 109H158V110H160ZM192 109V110H191ZM190 109V112H192V113H194L196 110H193L194 108H191ZM263 109H264V105H263ZM4 110H5V108H4ZM3 110V111H4ZM7 110H9V108H7ZM45 110V109H44ZM50 110V109H49ZM87 110V109H86ZM97 110H98V108H97ZM101 110H102V108H101ZM122 110H123V108H122ZM157 110V111H158ZM167 110V109H166ZM21 111V110H20ZM95 111V110H94ZM124 111V110H123ZM133 111V110H132ZM145 111H148V110H145ZM156 111V110H155ZM240 111V110H239ZM7 112V111H6ZM18 112V111H17ZM32 112V111H31ZM79 112V111H78ZM96 112V111H95ZM136 111H134V113H135ZM138 112V111H137ZM142 112V111H141ZM8 113H10V112H8ZM83 113V112H82ZM85 113V112H84ZM87 113V112H86ZM90 113H91V111H90ZM119 113V112H118ZM123 113V112H122ZM129 113V112H128ZM153 113V112H152ZM156 113V116L158 117V118H161V116H162V112H154V114ZM164 113V112H163ZM262 113V115L264 114V111L263 112H261ZM2 114V113H1ZM28 114V113H27ZM34 114V113H33ZM139 114V113H138ZM142 114V113H141ZM140 114V115H141ZM153 114V115H154ZM9 115H11V114H9ZM19 115V114H18ZM26 115V114H25ZM105 115V114H104ZM117 115V114H116ZM116 115H115V117H116ZM120 115V113L118 114V116ZM132 115H133V113H131V118H132ZM144 115H146V113L144 114ZM147 115H148V113H147ZM165 115V114H164ZM163 115V116H164ZM4 116V115H3ZM2 116V117H3ZM5 116H6V114H5ZM14 116H15V114H14ZM122 116V115H121ZM129 116V115H128ZM138 116V115H137ZM143 116V115H142ZM155 116V115H154ZM11 117V116H10ZM22 117V116H21ZM98 117H102V115L101 116H98ZM114 117V116H113ZM114 117V118H115ZM126 117H127V115H126ZM136 117V116H135ZM149 117V116H148ZM152 117V116H151ZM156 117V118H157ZM262 117V116H261ZM12 118H13V114H12ZM17 118V117H16ZM29 118V117H28ZM33 118V117H32ZM79 118V117H78ZM96 118V117H95ZM103 118V117H102ZM107 118V117H106ZM125 118V117H124ZM123 118V119H124ZM134 118V117H133ZM138 118H140V117H138ZM154 118V117H153ZM9 119V117H6L5 119H4V124H6L7 125V127H9V129H11L10 127L12 126V124L14 125L15 124V126L17 125V123L16 122H14V121H12V120H14V119H10V120H8ZM23 119V118H22ZM31 119V118H30ZM34 119V118H33ZM54 119V118H53ZM58 119V118H57ZM89 119V118H88ZM93 119V118H92ZM108 119V118H107ZM121 119V118H120ZM123 119H121L122 121H123ZM143 119H146V118H143ZM195 119V118H194ZM224 118H220V120H221V122H222V120H223ZM243 119V118H242ZM17 120V119H16ZM52 120V119H51ZM91 120V119H90ZM102 120V119H101ZM115 120H117L116 118H115ZM121 120H119V121H121ZM139 120V119H138ZM137 120V121H138ZM140 120H141V118H140ZM146 120H148V119H146ZM188 120V119H187ZM196 120V119H195ZM219 120V121H220ZM225 120H228L227 118H225ZM224 120V121H225ZM245 120V119H244ZM262 120V119H261ZM27 121V120H26ZM31 121V120H30ZM50 121V120H49ZM53 121V120H52ZM56 121V120H55ZM54 121V122H55ZM95 121V120H94ZM96 121H97V119H96ZM95 121V122H96ZM111 121V120H110ZM132 121V120H131ZM159 121V120H158ZM162 121V120H161ZM185 121H186V119H185ZM190 121V120H189ZM192 121H193V119H192ZM222 122V125L224 126V123H225V127H223V128H225L226 129V125H228V124H226V123H228V122ZM229 121V120H228ZM243 121V120H242ZM1 122V121H0ZM13 122V123H12ZM29 122V121H28ZM35 122V121H34ZM33 122V123H34ZM94 122V123H95ZM116 122V121H115ZM136 122V121H135ZM146 122V121H145ZM148 122V121H147ZM163 122H165V121H163ZM221 122H220V125H221ZM260 122V121H259ZM261 122H263V121H261ZM11 123V124H10ZM50 124H51V121L49 122ZM53 123V122H52ZM56 123V122H55ZM54 123V124H55ZM102 123H103V121H102ZM106 123V122H105ZM104 123V124H105ZM109 123V122H108ZM113 124H115V126L114 127H116V123H114V122H112ZM117 123H118V121H117ZM126 123V122H125ZM127 123H128V120H127ZM149 123V122H148ZM156 123H158V122H156ZM162 123V122H161ZM186 123V122H185ZM244 123V122H243ZM1 124V123H0ZM19 124V123H18ZM27 124V123H26ZM119 124H120V122L117 124L118 126L117 127H121V126H119ZM151 124V123H150ZM188 124V123H187ZM262 123H260V125H261ZM6 125H4V126H6ZM22 125V124H21ZM29 125V124H28ZM96 125V124H95ZM109 125V124H108ZM111 125V124H110ZM120 125H122V124H120ZM129 125V124H128ZM149 125V124H148ZM152 125V124H151ZM158 125V124H157ZM162 125V124H161ZM247 125V124H246ZM245 125V126H246ZM257 125H259V124H257ZM23 126V125H22ZM25 126V125H24ZM23 126V127H24ZM30 126H32V125H30ZM29 126V127H30ZM112 126V125H111ZM155 126V125H154ZM183 126V125H182ZM189 126V125H188ZM219 126V125H218ZM228 126H230V124L228 125ZM242 126H244V125H242ZM242 126H240V127H242ZM262 126V125H261ZM264 126V125H263ZM25 127H27V126H25ZM34 127V126H33ZM116 127V128H117ZM159 127V126H158ZM221 127V126H220ZM239 127V128H240ZM252 127V126H251ZM4 128V127H3ZM6 128V127H5ZM36 128H37V126H36ZM59 128V127H58ZM110 128V127H109ZM140 128H141V126H140ZM142 128H144V126L142 127ZM141 128V129H142ZM185 128V127H184ZM256 128V127H255ZM261 128H263V127H261ZM15 129V128H14ZM23 129V128H22ZM48 129V128H47ZM107 129V128H106ZM105 129V130H106ZM112 129V132H113V129L114 128H111ZM127 129H128V127H127ZM231 129V128H230ZM246 131L245 132H247V129L248 128H244ZM258 129V128H257ZM12 130V129H11ZM11 130H9V131H11ZM20 130V129H19ZM45 130V129H44ZM50 130V129H49ZM108 130V129H107ZM121 130V129H120ZM133 130H135V129H133ZM138 130H140V129H138ZM181 129L179 128V130L178 131H180ZM217 130H219L220 131V128L219 129H217ZM221 130H222V128H221ZM236 129H234L233 131H235ZM250 130V129H249ZM248 130V134L247 133H244V134H246V135H248L247 136V138H245L244 140H246V142L244 143V140H243V145H241L242 143L241 142H239L240 143V145H239V147L237 148L236 147V149H235V146L236 145H234L233 143L234 142H231V144L232 145H234V146H232L231 144H229V145H231L232 147H234V148H232V147H230L229 145V147H228V151H227V149L225 150V149H223L224 151H222V152H224V155H222L223 153L221 152V151H219L220 149H222V147L219 149V150H217V151H219V152H221V153H217V151H216V153L213 155V154H211V152L210 151H208V152H210V154L211 155H209L208 153L207 154H205L206 152H202V154L201 155H192V151L190 152L189 151V149H191L190 147H188L187 148V146L186 147H182L183 148V150H181V152L178 154L177 153V155H175V157H174V159L171 161V162H169L168 163V165H169V167H168V165H167V169L166 168H163L165 171H163L162 170V173L161 174H159V177H161V176H166V177H168V176H171V177H173V180L175 181V183H176V185H175V187L174 188H176V189H174V190H176L177 192L175 193L180 199L179 200H186V202H187V200L189 199V197H190V199H192V193H194V192H192V191H197V192H199L200 191V193H202V192H207V191H210V193L209 194H211L212 192L211 191H213L214 193L216 192V193H222V191L224 192L225 190H230V191H239V193H241L240 195H241V197H242V199H245V200H250L251 198L253 199V197H255V193H253L252 192V190L254 191V188H250V184L251 183H249V182H251L250 181V179H249V177L251 176V177H253V176H259V174L260 175H263L264 174V138L262 137V139H261V134H259V138L257 139V138H255V137H257V136H255L256 135V132H257V130L255 131V134L253 133L254 131L253 130H255V129H251L252 131H249ZM259 131H260V129H258ZM14 132L16 131V130H13ZM12 131V132H13ZM103 131V130H102ZM118 131V130H117ZM122 131V130H121ZM126 131V130H125ZM185 131V130H184ZM195 131V130H194ZM223 131H224V129H223ZM220 132V134L221 135H223V133L225 132ZM229 131V130H228ZM232 131V132H233ZM258 131V132H259ZM6 132H7V130H6ZM11 132V133H12ZM13 132V133H14ZM20 132V131H19ZM22 132V131H21ZM30 132V131H29ZM52 132V131H51ZM104 132H106V131H104ZM104 132H103V134H104ZM138 132V131H137ZM181 132H182V130H181ZM186 132V131H185ZM231 132V131H230ZM238 132V131H237ZM257 132V133H258ZM2 133V132H1ZM9 133V132H8ZM33 132H31V134H32ZM40 133V132H39ZM114 133V132H113ZM115 133H116V130H115ZM128 133V132H127ZM148 133V132H147ZM150 133V132H149ZM180 133V132H179ZM190 133V132H189ZM5 134H7V133H5ZM22 135H23V133H21ZM48 134V133H47ZM118 134H119V132H118ZM122 134V133H121ZM131 134V133H130ZM191 134V133H190ZM189 134V135H190ZM229 134V133H228ZM243 134V135H244ZM262 134H264V133H262ZM10 135V134H9ZM19 135V134H18ZM42 135V134H41ZM126 135V134H125ZM133 135V134H132ZM143 135V134H142ZM150 135V134H149ZM217 135V134H216ZM229 135H231V134H229ZM233 136H234V134H232ZM231 135V136H232ZM258 135V134H257ZM19 136H21V135H19ZM25 136H26V134H25ZM44 136H46V135H44ZM54 136V135H53ZM119 136V135H118ZM144 136V135H143ZM143 136H137V137H143ZM184 136V135H183ZM194 136V139H195V135H193ZM192 136V137H193ZM255 136V137H254ZM11 137H12V135H11ZM136 137V138H137ZM192 137H191V139H192ZM219 137H220V135H219ZM218 137V138H219ZM229 137V136H228ZM6 139H7V137H5ZM28 138V137H27ZM38 138V137H37ZM45 138V137H44ZM53 138V137H52ZM184 138V137H183ZM217 138V137H216ZM232 138V137H231ZM234 138V137H233ZM8 139H9V137H8ZM7 139V140H8ZM19 139V138H18ZM51 139V138H50ZM102 139V138H101ZM126 139H128V138H126ZM130 139V138H129ZM131 139H132V137H131ZM134 139H135V137H134ZM141 139V138H140ZM140 139H139V141H140ZM179 139H181V138H179ZM187 139V138H186ZM221 139H222V136H221ZM226 139V136H225V138H224V136H223V141L222 142H225V141H228V140H225ZM1 140V139H0ZM4 140V139H3ZM3 140H1V141H3ZM13 140V139H12ZM30 140V139H29ZM29 140H27V141H29ZM32 140H34V139H32ZM83 140V139H82ZM100 140V139H99ZM133 140V139H132ZM142 140V139H141ZM187 140H189V139H187ZM220 140V139H219ZM225 140V141H224ZM235 140V139H234ZM59 141V140H58ZM67 141V140H66ZM124 141H125V139H124ZM146 141V140H145ZM179 141V140H178ZM183 141H184V139H183ZM191 141V140H190ZM193 141V140H192ZM195 141V140H194ZM220 141V142H221ZM237 141V140H236ZM8 142V141H7ZM34 142V141H33ZM37 142H39V141H37ZM48 142H50V141H48ZM69 142V141H68ZM84 142V141H83ZM136 142V141H135ZM209 142V141H208ZM228 142H230V141H228ZM1 143V142H0ZM11 143V142H10ZM20 143H22L21 141H20ZM25 143V142H24ZM29 143H30V141H29ZM45 143V142H44ZM61 143V142H60ZM93 143V142H92ZM123 143V142H122ZM144 143V142H143ZM181 143H183L182 142V140H181ZM180 143V144H181ZM204 143V142H203ZM258 143H260V145L257 144ZM3 144H4V142H3ZM26 144V143H25ZM36 144V143H35ZM34 144V145H35ZM41 144H42V142H41ZM56 144H58V143H56ZM63 144H65V143H63ZM70 145L72 144V143H69ZM69 144H68V149H70V150H72L73 152L72 153H74V152H76V151H78L79 150V148H77L76 146H74V145H72L71 147L69 146ZM185 144V143H184ZM187 144V143H186ZM190 144V143H189ZM226 144V143H225ZM236 144V143H235ZM9 145V144H8ZM32 145V144H31ZM60 145V144H59ZM80 145H82L81 143H80ZM87 145H89V146H87V148L89 149V147L90 146H92V145H90V144H87ZM128 145H129V143H128ZM142 145V144H141ZM174 145V144H173ZM181 145H183V144H181ZM191 145H193V144H191ZM203 145H205V144H203ZM209 145V144H208ZM217 145V144H216ZM257 145V146H256ZM33 146V145H32ZM36 146V145H35ZM44 146H46L45 144H44ZM58 146V145H57ZM94 146H96V144L94 145ZM127 146V145H126ZM131 146V145H130ZM224 146V145H223ZM260 146V147H259ZM1 147V146H0ZM3 147V146H2ZM8 147V146H7ZM22 147V146H21ZM31 147V146H30ZM37 147V146H36ZM43 147V146H42ZM64 146H62V148H63ZM70 147V148H69ZM83 147H85V146H80V149H82L83 150ZM93 147V146H92ZM92 147H90V148H92ZM99 147H101V146H99ZM135 147H137V146H135ZM135 147L133 148V149H135ZM138 147H139V145H138ZM140 147H142V146H140ZM181 147V146H180ZM193 147V146H192ZM201 147V146H200ZM203 147V146H202ZM219 147V146H218ZM226 147V146H225ZM23 148V147H22ZM29 148V147H28ZM39 148V147H38ZM37 148V150H39ZM44 148V147H43ZM66 148V147H65ZM87 148H85V149H87ZM96 148V147H95ZM209 148H210V146H209ZM211 148H213V146L211 147ZM210 148V149H211ZM216 148H217V146H216ZM233 149V151L235 152V153H233L232 152V149ZM2 149V148H1ZM45 149V148H44ZM60 149V147H58V148H56V150L58 151ZM67 149V150H68ZM87 149V150H88ZM120 149V148H119ZM125 149H126V147H125ZM139 149V148H138ZM214 149V148H213ZM12 150V149H11ZM31 150V149H30ZM36 150V151H37ZM55 150V149H54ZM53 150V151H54ZM66 150V149H65ZM66 150V151H67ZM69 150V151H70ZM81 150V151H82ZM90 150V149H89ZM88 150V151H89ZM101 150V149H100ZM131 150V149H130ZM193 150V149H192ZM215 150V149H214ZM25 151H27V150H25ZM41 150H39V152H40ZM46 151V150H45ZM45 151H43L44 153L42 154V153H40V154H42V155H40L39 154V156H42V157H40V161H39V159H38V161H37V159H34V156L33 155H31V156H29L30 158H31V160H36L37 161V165L38 166H40L41 165V163H42V165L41 166H43V167H40V168H42V169H40L39 167H38V169H40V173H41V171L43 170V168H45L44 166H46L45 165V163H44V161H46L48 158H50V157H47V151L45 152ZM51 151V150H50ZM88 151H87V153H88ZM91 151V152H90ZM89 152L90 153H92L93 152V150H90ZM99 151V150H98ZM106 151V150H105ZM113 151H115V150H113ZM122 151V150H121ZM120 151V152H121ZM212 151V150H211ZM229 151H231V155H230V152ZM2 152V151H1ZM6 152V151H5ZM9 152V151H8ZM13 152V151H12ZM52 152V151H51ZM50 152V153H51ZM61 152V149H60V151H59V153ZM68 152V151H67ZM97 152V151H96ZM116 152V151H115ZM4 153V152H3ZM49 153V154H50ZM84 153V152H83ZM105 153V152H104ZM124 153V152H123ZM9 154H11L12 155V153H9ZM25 154V153H24ZM36 154V153H35ZM34 154V155H35ZM54 154V153H53ZM63 154V153H62ZM71 154V153H70ZM75 154V153H74ZM93 154V153H92ZM91 154V155H92ZM96 154V153H95ZM119 154V153H118ZM117 154V155H118ZM126 154V153H125ZM197 154V153H196ZM204 154V155H203ZM232 154H233V156H232ZM2 155V154H1ZM3 155H5V154H3ZM7 155V154H6ZM85 155V154H84ZM230 155V156H229ZM14 156V155H13ZM24 156V155H23ZM79 155L78 154H76V156L75 157H78ZM90 156V155H89ZM102 156H106V155H102ZM119 156H121V155H119ZM126 156V155H125ZM124 156V157H125ZM232 156V157H231ZM3 157H5V156H3ZM17 157V156H16ZM22 157V156H21ZM28 157V158H29ZM59 157V156H58ZM57 157V158H58ZM71 157V156H70ZM73 157H74V155H73ZM74 157V158H75ZM93 157H94V155H93ZM98 157V156H97ZM10 158V157H9ZM15 158V157H14ZM26 157H24V159H23V157H22V159H23V161L24 160H26L25 159ZM42 158V159H41ZM62 158V157H61ZM79 158V157H78ZM84 158V157H83ZM118 158V157H117ZM123 158V157H122ZM17 159V158H16ZM16 159H14L13 160V158H12V160L14 161L13 163H16V165H19L20 164V162H18L19 160H22L21 158L17 161ZM56 159V158H55ZM63 159V158H62ZM65 159V158H64ZM80 159V158H79ZM97 159H99V158H96V160ZM127 159H129V157L127 158ZM1 160V159H0ZM10 160H11V158H10ZM9 160V161H10ZM42 160V161H41ZM50 160V162L52 163V159L50 158L49 159ZM72 160V159H71ZM76 160H77V158H76ZM89 160V159H88ZM106 160V159H105ZM116 160V159H115ZM126 160V159H125ZM171 160V159H170ZM169 160V161H170ZM36 161H35V163H36ZM57 161V160H56ZM61 161V160H60ZM73 162H74V160H72ZM78 161V160H77ZM83 161V160H82ZM91 161V160H90ZM167 161H168V159H167ZM12 162V161H11ZM49 162V161H48ZM73 162H71L72 164H73ZM12 163V164H13ZM22 163V165H21V167L19 166V168H20V170L18 169L17 171L19 172H22L23 171V169L25 170V168L24 167H26V166H28L29 165V163L28 162H26V161H24V162H21ZM28 163V165H26ZM31 163V162H30ZM44 163V164H43ZM76 163V162H75ZM86 163V162H85ZM88 163V162H87ZM5 164V163H4ZM49 164V163H48ZM58 164V163H57ZM69 164V163H68ZM111 164H112V162H111ZM167 164V163H166ZM16 165H14V166H16ZM24 165V166H23ZM31 165L33 166V163H31ZM53 165H54V163H53ZM66 165H67V163H66ZM74 165V164H73ZM72 165V166H73ZM80 165V164H79ZM86 165V164H85ZM84 165V166H85ZM93 165V164H92ZM34 166H36V164H34ZM48 166V165H47ZM75 166V165H74ZM114 166H115V164H114ZM164 166V165H163ZM13 167V166H12ZM49 167H52V165H49ZM62 167V166H61ZM69 167V166H68ZM79 167V166H78ZM86 167V166H85ZM92 167V166H91ZM165 167V166H164ZM36 168V167H35ZM34 168V169H35ZM47 168V167H46ZM57 168V167H56ZM77 168V167H76ZM3 169V168H2ZM1 169V170H2ZM12 169V168H11ZM21 169H22V171H21ZM26 169H27V167H26ZM48 169V168H47ZM52 169H53V167H52ZM78 170H79V168H77ZM92 169V168H91ZM162 169V168H161ZM0 170V171H1ZM57 170H59V169H57ZM86 170H88V169H86ZM116 170V169H115ZM118 170V169H117ZM120 170V169H119ZM123 170V169H122ZM257 170H259L258 172H257ZM3 171V170H2ZM2 171H1V173H2ZM28 171V170H27ZM26 171V172H27ZM49 171H50V169H49ZM80 171H81V169H80ZM79 171V172H80ZM83 171V170H82ZM257 173H256V172ZM6 172V171H5ZM18 172L16 173V174H18ZM19 172V173H20ZM44 172H45V170H44ZM86 172V171H85ZM91 172L92 171H90V174H91ZM4 173V172H3ZM14 173V172H13ZM39 173V174H40ZM46 173V172H45ZM49 173V172H48ZM51 173V172H50ZM82 173V172H81ZM153 173V172H152ZM157 173H159V171L157 172ZM155 174V175H153L154 176V178H156V176L158 175V174ZM31 174H33L32 172H31ZM89 174V173H88ZM88 174H87V176H88ZM122 174V173H121ZM148 174H151V173H148ZM147 174V175H148ZM7 175H8V173H7ZM21 175H23V174H21ZM138 175V174H137ZM141 175V174H140ZM152 175H149L150 176V179H149V177H148V180H151V181H149V182H151V184H153L154 185V183H155V185H156V182H158V181H154V183L152 182L153 180H154V178L152 177ZM161 175V176H160ZM11 176V175H10ZM20 176V175H19ZM18 176V177H19ZM31 176V175H30ZM40 176L42 177V175L40 174ZM91 176V175H90ZM143 176V175H142ZM5 177V176H4ZM27 177V176H26ZM33 177V176H32ZM83 177H85V176H83ZM82 177V178H83ZM115 177V176H114ZM144 177V176H143ZM213 177H215L214 178V180H210L211 181V183H209L210 181H208V179H210V178H213ZM250 177V178H251ZM261 177V176H260ZM14 178H15V176H14ZM119 178H120V175H119ZM145 178H146V176H145ZM153 178V179H152ZM162 178V177H161ZM13 179V178H12ZM19 179V178H18ZM29 179V178H28ZM138 179V178H137ZM249 179V180H248ZM22 180V179H21ZM134 180V179H133ZM136 180V179H135ZM148 180L146 179V182H148ZM172 180V181H173ZM8 181V180H7ZM88 181V180H87ZM140 181H142V179H140ZM139 181V182H140ZM10 182V181H9ZM18 182H20L19 180H18ZM23 182H24V180H23ZM42 182V181H41ZM47 182V181H46ZM139 183L138 184V181L137 182H135V183H133V181H131V183L134 185V184H136L137 183V185H135L134 186V188L131 190V192H129L130 193V197H128L127 198V201L126 202H124V201H122V203H120L118 200H120V199H115V201H109L112 197H110L111 195V193L109 194V197H107L108 195H104L106 198H98V197H96L97 199H94L93 198V201L91 200H89V202H91L92 204H97V205H95V206H98V204L100 203L101 204V206L99 205V207H96V210L98 209V208H102V209H106L105 210V212H107V208H109L108 207V205H111V209H110V212H111V210L113 211V212H117V213H121L122 211H123V214H121V216L122 215H124L125 213H130V212H128V211H124L125 209H122V208H125V206L127 207L126 209H128L129 211H138V210H142V212L143 211H145L144 209H145V207L147 206H153L154 208H155V210H157L156 208H158V207H155V206H159V205H161V203H159V201H157V200H155V202H156V204H157V202L159 203V204H157V205H155V202H153L154 201V199H152L151 201H150V199H149V197L151 196V192L149 193L150 195H148V190L146 189L147 187L145 186V185H147V183ZM13 183H14V181H13ZM16 183V182H15ZM21 183V182H20ZM25 183V182H24ZM38 183V182H37ZM36 183V184H37ZM161 183V182H160ZM35 184V185H36ZM39 184V183H38ZM48 184V183H47ZM28 185V184H27ZM41 185V184H40ZM46 185V184H45ZM50 185V184H49ZM133 185H132V187H133ZM154 185V186H155ZM161 186V184H158L157 183V185L156 186ZM212 185H213V187H212ZM215 185V186H214ZM9 186V185H8ZM23 186V185H22ZM21 186V187H22ZM131 186V185H130ZM153 186V187H154ZM226 186H228V187H226ZM39 187V186H38ZM51 187V186H50ZM146 187V188H145ZM162 187V186H161ZM171 187V186H170ZM251 187H252V185H251ZM21 189V188H20ZM19 189V190H20ZM154 189V188H153ZM152 188H151V190L152 191H154ZM156 189V188H155ZM43 190V189H42ZM108 190H111V189H108ZM150 190V189H149ZM160 190V188L158 189V190H156V191H159ZM107 191V190H106ZM115 191V190H114ZM148 191V192H147ZM229 191V192H230ZM104 192H105V190H104ZM117 192V191H116ZM125 194H127V192H124ZM100 195H101V193H99ZM99 194H97V195H99ZM105 194H107L106 192H105ZM156 194V193H155ZM199 194V193H198ZM197 194V195H198ZM208 193H207V195H209ZM224 194V193H223ZM233 194V193H232ZM236 194V193H235ZM255 194V195H254ZM113 195H114V193H113ZM196 195V194H195ZM202 195V194H201ZM215 195H218V194H215ZM214 195V196H215ZM226 195V194H225ZM228 195H229V193H228ZM234 195V194H233ZM232 195V196H233ZM254 195V196H253ZM115 197H117V195H114ZM203 196L205 197L206 195H204V193H203ZM219 196V195H218ZM78 197V196H77ZM86 197V196H85ZM84 197V198H85ZM95 197V196H94ZM216 197V196H215ZM231 197V196H230ZM83 198V197H82ZM88 198H89V196H88ZM114 198V197H113ZM152 198V197H151ZM214 198V197H213ZM233 198V197H232ZM257 198V197H256ZM75 199V198H74ZM124 199V198H123ZM170 199V198H169ZM176 199H178L177 197H176ZM201 199V198H200ZM76 200H77V198H76ZM88 200V199H87ZM159 200V199H158ZM164 200V199H163ZM163 200H161L160 199V201L162 202ZM167 200V199H166ZM165 200V201H166ZM230 200V199H229ZM233 200H235V199H233ZM244 200V201H245ZM86 201V200H85ZM121 201V200H120ZM253 201V200H252ZM74 202V201H73ZM188 202H191V200L190 201H188ZM68 203H70V200H69V202ZM76 203H77V201H76ZM154 203V204H153ZM174 203V202H173ZM172 203V204H173ZM178 203V202H177ZM182 203V202H181ZM247 204L246 205H248V202H246ZM60 204V203H59ZM62 204V203H61ZM60 204V205H61ZM84 204H86V202L84 203ZM91 204V205H92ZM170 204V203H169ZM175 204V203H174ZM179 204H180V202H179ZM188 204V203H187ZM252 204H254L253 202H252ZM72 205H73V203H72ZM80 205V204H79ZM87 205V204H86ZM94 205H92L93 206V208L95 207ZM112 205H114V206H112ZM123 205V207H121ZM245 205V206H246ZM256 205V204H255ZM254 205V206H255ZM257 205H258V203H257ZM66 206H68V205H66ZM70 206H71V203H70ZM76 206V205H75ZM172 206H174V205H172ZM171 206V207H172ZM176 206V205H175ZM178 206V205H177ZM180 206H181V204H180ZM179 206V207H180ZM250 204H249V206H248V209H251L250 208ZM253 205H252V207H254ZM258 206H260V205H258ZM59 207H61V206H59ZM77 207V206H76ZM121 207V208H120ZM146 207V208H147ZM162 207V205L160 206V208ZM257 207V206H256ZM50 208V207H49ZM79 208H81V207H79ZM144 208V209H143ZM150 208H152V207H150ZM154 208H152V209H154ZM159 208V209H160ZM168 208V207H167ZM52 209V208H51ZM61 209V208H60ZM64 209H65V206H64ZM67 209H68V207H67ZM70 209H72V208H70ZM77 209V208H76ZM151 209V210H152ZM165 209H166V205H165ZM173 209V208H172ZM177 209V208H176ZM247 209V208H246ZM253 209H255V208H253ZM252 209V210H253ZM257 209V208H256ZM260 209H261V207H260ZM43 210V209H42ZM161 210L162 209H160L159 211L161 212ZM45 211H46V209H45ZM68 211H70V210H68ZM76 211V210H75ZM91 211V210H90ZM94 211V210H93ZM98 211V210H97ZM100 211H102V210H100ZM158 211V212H159ZM166 211V210H165ZM177 211V210H176ZM67 212V211H66ZM72 212H74V210L72 211ZM153 212V211H152ZM157 212V211H156ZM157 212V213H158ZM158 213V214H161V213ZM56 213V212H55ZM97 213V212H96ZM99 211H98V213H97V216L99 215ZM102 213H103V211H102ZM102 213H100V215L101 216H105V215H109V211L107 212L108 214H105V213H103L104 215H102ZM151 213V212H150ZM48 214V213H47ZM50 214V213H49ZM53 214V213H52ZM64 214V213H63ZM85 214V213H84ZM95 214V213H94ZM131 214L133 215V212H131ZM157 214V215H158ZM54 215V214H53ZM57 215H58V213H57ZM69 215H70V213H69ZM112 215V214H111ZM116 215V214H115ZM114 215V216H115ZM118 215V214H117ZM117 215H116V217H117ZM137 215V214H136ZM162 215V214H161ZM47 216V215H46ZM49 216V215H48ZM78 216V215H77ZM110 216V215H109ZM113 216V215H112ZM150 216V215H149ZM160 216V215H159ZM167 216V215H166ZM165 216V217H166ZM45 217V216H44ZM52 217V216H51ZM58 217H59V215H58ZM69 217V216H68ZM91 217V216H90ZM94 218L96 217V215H94L93 216ZM92 217V218H93ZM107 217V216H106ZM118 217H120V215H118ZM136 217V216H135ZM142 217V216H141ZM46 218V217H45ZM50 218V217H49ZM61 218V217H60ZM74 219H75V217H73ZM87 218V217H86ZM108 218H110V217H108ZM107 218V219H108ZM127 218V217H126ZM148 218V217H147ZM160 218V217H159ZM164 218V217H163ZM162 218V219H163ZM54 219H55V215H54ZM67 220H68V218H66ZM69 219H70V217H69ZM84 219V218H83ZM104 219V218H103ZM117 219V218H116ZM118 219H120V218H118ZM127 219H129V218H127ZM132 219V218H131ZM134 219H136V218H134ZM40 220V219H39ZM51 220V219H50ZM60 220V219H59ZM77 220V219H76ZM97 220V219H96ZM115 220V219H114ZM130 220V219H129ZM149 220V219H148ZM153 220V219H152ZM155 220H156V218H155ZM160 220V219H159ZM42 221V220H41ZM44 221H45V219H44ZM48 221H49V219H48ZM57 221V220H56ZM55 221V222H56ZM61 221V220H60ZM73 221V220H72ZM89 221V220H88ZM98 221H99V219H98ZM122 221H123V219H122ZM139 221V220H138ZM47 222V221H46ZM59 222V221H58ZM75 222H77V221H75ZM79 222V221H78ZM94 222V221H93ZM109 222V221H108ZM121 222V221H120ZM130 222V221H129ZM155 222V221H154ZM60 223H62V222H60ZM95 223V222H94ZM122 223H124V222H122ZM140 223V222H139ZM38 224V223H37ZM97 224V223H96ZM133 224V223H132ZM30 225V224H29ZM60 225H62V224H60ZM76 225V224H75ZM82 225V224H81ZM106 225V224H105ZM139 225V224H138ZM140 225H142V224H140ZM152 225V224H151ZM38 226V225H37ZM80 226V225H79ZM83 226V225H82ZM92 226V225H91ZM98 226V225H97ZM110 226V225H109ZM117 226V225H116ZM119 226V225H118ZM133 226V225H132ZM135 226H136V224H135ZM150 226V225H149ZM156 226H158V225H156ZM46 227V226H45ZM44 227V228H45ZM108 227V226H107ZM130 227V226H129ZM152 227H154V226H152ZM30 228H31V226H30ZM33 228V227H32ZM85 228V227H84ZM94 228V227H93ZM116 228V227H115ZM127 228V227H126ZM26 229V228H25ZM27 229H29V228H27ZM26 229V230H27ZM39 229V228H38ZM61 229V228H60ZM64 229V228H63ZM89 229V228H88ZM87 229V230H88ZM92 229V228H91ZM103 229V228H102ZM122 229V228H121ZM143 229V228H142ZM144 230V229H143ZM142 230V231H143ZM31 231H33V229L31 230ZM52 230H50V232H51ZM74 231H75V229H74ZM82 231H84V230H82ZM94 231V230H93ZM97 231V230H96ZM99 231V230H98ZM100 231H102L101 229H100ZM104 231V230H103ZM125 231V230H124ZM145 231V230H144ZM3 232V231H2ZM17 232V231H16ZM27 232H28V230H27ZM35 232V231H34ZM40 232V231H39ZM53 232V231H52ZM62 232V231H61ZM64 232V231H63ZM69 232V231H68ZM76 232H77V230H76ZM75 232V233H76ZM78 232H79V230H78ZM105 232H106V230H105ZM109 232V231H108ZM123 232V231H122ZM122 232L120 233V234H122ZM128 232V231H127ZM151 232V231H150ZM4 233H6V232H4ZM44 233V232H43ZM74 233V234H75ZM103 233V232H102ZM112 233V232H111ZM137 233V232H136ZM153 233V232H152ZM6 234H8V233H6ZM5 234V235H6ZM18 234V233H17ZM20 234H21V232H20ZM51 234V233H50ZM100 234V233H99ZM126 234H128V233H126ZM138 234H140V233H138ZM34 235V234H33ZM46 235H48L47 233H46ZM55 235V234H54ZM53 235V236H54ZM83 235H84V233H83ZM89 235V234H88ZM91 235V234H90ZM116 235V234H115ZM135 235V234H134ZM142 235V234H141ZM12 236V235H11ZM80 236V235H79ZM95 237H96V235H94ZM98 236V235H97ZM104 236V235H103ZM109 236V235H108ZM19 237V236H18ZM107 237V236H106ZM105 237V238H106ZM137 237H138V235H137ZM249 237V236H248ZM84 238H86V237H84ZM119 238V237H118ZM125 238V237H124ZM134 238H135V236H134ZM142 238H144V237H142ZM145 238H147V237H145ZM70 239V238H69ZM79 239V238H78ZM98 239H100V238H98ZM133 239V238H132ZM139 239V238H138ZM1 240V239H0ZM103 240V239H102ZM141 240V239H140ZM145 240H147V239H144V241ZM190 240V239H189ZM192 240V239H191ZM100 241V240H99ZM109 241V240H108ZM133 242H134V240H132ZM131 241V242H132ZM136 241H137V239H136ZM245 241H247V240H245ZM74 242V241H73ZM103 242V241H102ZM124 242H126V241H124ZM141 242V241H140ZM155 242V241H154ZM153 242V243H154ZM193 242V241H192ZM69 243V242H68ZM71 243V242H70ZM97 243V242H96ZM109 243H111V242H109ZM121 243V242H120ZM145 243V242H144ZM249 243H250V241H249ZM254 243V242H253ZM74 244V243H73ZM91 244V243H90ZM136 244V243H135ZM159 244H161V243H159ZM159 244H157L156 246H158ZM188 244H189V241H188ZM245 244H246V242H245ZM71 245V244H70ZM132 245V244H131ZM141 245V244H140ZM139 245V246H140ZM142 245H143V243H142ZM251 246H254V245H252V244H250ZM92 246V245H91ZM98 246V245H97ZM107 246V245H106ZM122 246V245H121ZM128 246V245H127ZM137 246H138V244H137ZM138 246V247H139ZM152 246V245H151ZM70 247V246H69ZM72 247V246H71ZM134 247H136V246H134ZM188 247V246H187ZM69 249V248H68ZM77 249V248H76ZM83 248H81V250H82ZM106 249V248H105ZM107 249H108V247H107ZM157 249V248H156ZM155 249V250H156ZM79 250V249H78ZM87 250V249H86ZM95 250V249H94ZM143 251V250H142ZM144 251H145V249H144ZM151 251H152V249H151ZM84 252V251H83ZM94 252V251H93ZM136 252V251H135ZM253 252V251H252ZM66 253H67V251H66ZM69 253V252H68ZM81 253V252H80ZM143 253V252H142ZM93 254V253H92ZM144 254V253H143ZM59 255V254H58ZM63 255H64V253H63ZM77 255V254H76ZM79 255V254H78ZM148 255H149V253H148ZM46 256V255H45ZM83 256H84V254H83ZM87 256V255H86ZM145 256V255H144ZM88 257V256H87ZM51 258H52V256H51ZM55 258H57V257H55ZM54 258V259H55ZM63 258V257H62ZM64 258H66V257H64ZM136 259H138V258H136ZM68 260V259H67ZM139 261V260H138ZM60 262H62V261H60ZM59 262V263H60ZM65 263V262H64ZM62 264H63V262H62ZM133 264V263H132Z\"/></svg>",
	"mask_w": 264,
	"mask_h": 264
}]
</instances>
